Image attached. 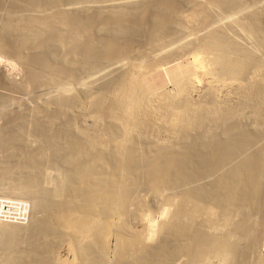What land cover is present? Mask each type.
<instances>
[{"label": "bare ground", "instance_id": "1", "mask_svg": "<svg viewBox=\"0 0 264 264\" xmlns=\"http://www.w3.org/2000/svg\"><path fill=\"white\" fill-rule=\"evenodd\" d=\"M64 0H0V53L2 54V53H6L7 55L9 54V56L10 55H12V56H14L15 57V59L17 58L19 61H21L22 63H24L25 64V67L27 66V82H28V85H29V83L32 85V84H34V86L36 87H44V89L45 90H47L45 87H47L48 89L53 85V87L54 88H57V86L55 85V84H58L61 88H62V90H60L58 93H55V92H52L53 91V89H50L49 90V94H50V97H51V95H53V97H54V99H53V101H46L47 102V104H45L44 106H42V107H40V108H38V109H35V110H32L31 109V115L30 116H35V118L37 117V116H42V115H39V113H43L44 114V118L46 117L47 118V120L49 121L50 120V122L52 121V119H54V120H56L57 118L56 117H58V116H56L55 118H53L55 115H58V114H60L59 115V117H60V120H62L64 117L66 118V116L68 115V116H72V117H75L76 118V120L74 119V118H72V117H67V118H69L70 119V121L72 122V120H73V123L75 122V123H77V115H79V114H73V111L75 110H73V111H71L70 110V113L71 114H73V115H75V116H73V115H70L69 113H68V109H69V107L71 106V109L72 108H75V107H72L73 106V104H71L73 101L75 102V103H77L78 102V100L77 101H75V98L76 97H78L79 96V94H77V93H75L76 91H74V93H73V90L75 89V88H73V90H71L72 88L70 87V86H72V85H74V84H70L72 81H73V79L75 78V80L77 79L78 80V78H80V80H81V77H82V79H83V81H85L86 79H88V78H83V77H85V76H87V74H89L90 72L92 73V72H96L100 67H102L100 64H102V63H104V62H102V61H105V59L106 58H109V59H106V61H110V58H112V56L115 54V55H119V54H121V53H118V52H124L125 53V51H126V53H125V55L126 54H129L130 52H131V50H129V45L130 44H132V41H130L131 43L130 44H128V48H127V50H126V44H125V46H124V44H122V41H123V43L127 40L128 42H129V39H133V38H135V39H137L139 36L141 37V35H142V33L143 32H146V30H144V28H146L147 27V25H145V27L144 28H142L143 26H144V24L143 23H140V21H139V18L141 17V15L142 14H147V16H149V13L150 14H154V12L153 11H151V6L153 7L154 5L153 4H151V6H150V11H148V10H146V9H140L141 7H139V6H136V7H134L135 8V10H128V9H126V7L125 8H123V6L121 7H117V6H119V5H117L116 3H112V5H111V3H110V5L109 4H107V6L105 5V4H103V5H80V6H76V8H73V9H64V10H60V9H58V10H56L55 11V13H54V11L53 12H49L48 10L50 9V8H52L53 6L55 7V6H57V5H59V4H61L62 2H63ZM79 2V3H84V2H86L87 0H75V2ZM89 1H93V0H89ZM128 1H130V3H131V1L132 0H128ZM128 1H125V3L127 2V3H129ZM134 1V5L135 4H137V1L136 0H133ZM139 1V0H138ZM141 1V0H140ZM139 1V2H140ZM146 1V0H145ZM144 0H142V2H145ZM149 1L150 0H148L147 2L149 3ZM153 2H154V0H152ZM173 1V0H172ZM175 1H177V0H174V2ZM179 1H182V3L180 2V5H182L184 2H183V0H178V2ZM197 1V0H196ZM201 1V0H200ZM205 1V0H204ZM250 1V0H249ZM252 1V0H251ZM250 1V2H251ZM254 1V0H253ZM253 1L251 2V4L253 5H248L247 3H248V0H211V1H209L208 3H207V1H205L206 3L205 4H203V2L201 1V3L203 4V7L201 8L200 6H201V3H200V6H197L196 4H194V2H195V0L194 1H192V3H193V5H195V6H197L196 8L197 9H195V7L194 6H192V4H188L189 6L188 7H190V6H192V8L190 7V9H189V11L192 9V10H194V11H190V17H192V19H195V21H196V23L198 24V22L199 21H201V19H203L204 21H202L203 23L206 21V22H208L207 20H211V19H213V17L211 16L212 15V13L213 12H215V11H220L221 10V13L219 12V14H221L222 15V17L223 16H225V17H223L222 18V20L223 19H225L227 16L226 15H224L225 13L226 14H228L229 13V18H226L227 19V23H226V20H223V23H224V21H225V24H223V23H220V20H218L216 23H213V22H215L216 21V19H215V17H214V19L213 20H215V21H211L210 22V20H209V22L208 23H200L199 22V25L201 24V26L202 25H204V27H205V29H204V27L203 28H201L200 26H198L199 27V29H197L198 30V32H200L201 34L203 33V32H201V29H203V31H204V33H203V35H201L200 36V33H199V36H197L198 37V39H197V37H196V35L195 34H198V33H195V32H197V30L194 32L192 29H191V31H189L188 33H190V32H192V34H194V35H190V36H192L193 38L192 39H190L191 37H189V36H187L186 35V37H189V41H188V45H190L189 47H186L187 46V41L185 40V48H184V52H185V49L186 48H188V50L189 49H191V47L194 49V45H196L198 48H196V51L200 48V49H202V51L201 50H199L200 52H198L197 54L198 55H195V56H193V58H194V60H196L195 62H196V64L197 63H199V64H201V62L203 63V65H204V62L206 61V59H207V62H209L210 60H214L215 62H216V65L214 66V69L212 68V69H209L208 67L210 66H207V67H205V69H208V71H206V72H210L211 73V71H209V70H212V72L214 71V70H216L215 69V67H217L218 68V71L219 72H221V73H219V74H222V73H225V74H229V75H233L234 76V78L237 76L238 77V79H239V77L240 76H243L242 78H244L246 81L248 80V79H250L252 76H253V78H255L256 76H254V74L251 76V75H249V77L250 78H247L248 76L247 75H245L246 73V71L248 70V69H251L252 67V70H254V68L255 67H259V66H264V2H262V3H260V0H259V2H257V0L256 1H254V4H253ZM261 1H264V0H261ZM73 2V1H72ZM88 2V1H87ZM136 2V3H135ZM152 2V3H153ZM157 2V3H156ZM160 4H159V3ZM169 2H171L170 0L169 1H164V3L162 2H160L159 0H155V3L156 4H158L159 6L158 7H155V6H157L155 3V6L153 7L154 9H157L158 8V10L159 11H161V12H164L163 14H165V10L167 9L168 10V8L169 9H171V10H175V13H177L176 11L177 10H179V9H181V6L180 5H178V4H170ZM174 2H172V3H174ZM178 2H176V3H178ZM187 2V1H186ZM189 2H191V0H189ZM249 2V3H250ZM256 2V3H255ZM133 3V2H132ZM151 3V2H150ZM149 3V4H150ZM188 3V2H187ZM260 3V4H259ZM78 4V3H77ZM114 4V5H113ZM116 4V5H115ZM199 4V3H198ZM72 5V4H71ZM127 5V4H126ZM184 6L186 5V3H184L183 4ZM204 5H205V7H204ZM166 6L168 7V8H166ZM187 6V5H186ZM57 7H60V6H57ZM56 7V8H57ZM64 7H66V6H64ZM139 7V8H138ZM199 7H200V11H197V10H199ZM69 8V7H68ZM122 8V9H121ZM143 8V7H142ZM187 7H185V9H186ZM63 9V8H62ZM125 9V10H124ZM138 9H140L139 11L141 12V13H137L136 12V10H138ZM149 9V8H148ZM153 9V10H154ZM184 10V9H183ZM187 10V9H186ZM133 11H134V14H133ZM144 11L146 12L147 11V13H144ZM156 11V10H155ZM159 11H157V12H159ZM173 11H170V10H168V12H170V14H173V13H171V12H173ZM180 11V10H179ZM179 11H178V13H179ZM196 11V13L194 14V12ZM41 12H44V13H41ZM47 12H49L48 14H46ZM137 14H136V13ZM143 12V13H142ZM149 12V13H148ZM153 12V13H152ZM160 12V13H161ZM181 12H182V15H183V12H185V11H182L181 10ZM181 12L179 13L180 15H181ZM187 12V11H186ZM167 13V12H166ZM178 13H177V15H178ZM192 13H193V15L196 17V14H197V17H199V15H200V20L197 22V20H198V18H194L193 16H192ZM224 13V14H223ZM141 14V15H140ZM159 14V13H158ZM156 15L155 16V14L154 15H152L153 17H151L150 16V19L151 18H153V23L150 21V19H149V17H148V21L150 22V25H151V27H150V25H148V30H149V27L150 28H152V24H154V20H155V29H156V27H158L159 29H160V31H161V33L159 32V29L158 30H156L155 31V29H154V31L155 32H151V33H149V40H150V37L152 38V40L153 39H155L156 37L158 38L161 34H162V37H164L165 39H166V36H169L170 34H168V35H166L168 32L167 31H169L170 30V28H169V30H168V26L170 25V26H172L171 24H177L176 26L180 29V31H178V32H183V30L184 31H186V32H184V33H187V31L193 26L191 23V25L192 26H190V25H188L187 24V22L186 21H189L190 22V20L189 19H187L188 18V16H187V18L186 19H184L183 17H185V16H180V15H178V16H176L175 14H173L174 16H176V18H172L171 16L169 17L168 15H170V14H165V15H162V13L161 14H159V15ZM188 14H189V12H188ZM214 14V13H213ZM136 15L137 16H139V18L138 17H136ZM143 15V16H144ZM172 15V16H173ZM187 15V14H186ZM231 15V16H230ZM146 16V15H145ZM146 16V17H147ZM155 16V17H154ZM215 16H218V14L217 15H215ZM146 17H142L144 20H147V19H145ZM209 17H212V18H209ZM138 18V19H137ZM142 18H141V20H142ZM155 18V19H154ZM179 18V19H178ZM216 18H219V16L218 17H216ZM173 19H175V21L173 20ZM197 19V20H196ZM222 20H221V22H222ZM195 21L193 20V21H191L192 23H195ZM149 22H147V23H149ZM169 22H171V24L169 23ZM188 22V23H189ZM152 23V24H151ZM218 23H220V24H218ZM141 24H143V25H141ZM197 24H194V25H196L197 26ZM206 24H208V25H206ZM223 24V25H222ZM175 25L172 27V31H169V32H172L173 33V31H177V29H175L174 27H176ZM188 26H190L189 28H188ZM207 27H209V28H207ZM173 28H174V30H173ZM201 28V29H200ZM207 28V29H206ZM195 29V28H194ZM229 29H232L233 30V32H232V30H229ZM151 30V29H150ZM153 30V29H152ZM167 30V31H166ZM200 30V31H199ZM107 31H109V32H112V34H110L111 35V37H112V35H113V39L112 40H110V41H107V37H106V39L105 40H103V39H101V37L102 36H105L104 34H106V32ZM158 31V32H157ZM230 31V32H229ZM148 32V31H147ZM156 32L157 33H159V36H157L156 35V37L155 38H153L154 36H152V33H154V34H156ZM163 32L164 33H166L165 35L163 34ZM177 32V33H178ZM232 32V33H231ZM104 33V34H103ZM172 33H171V35H172ZM187 33V34H188ZM108 34V33H107ZM175 34V33H174ZM179 34V33H178ZM101 35V36H100ZM110 35H108V37L110 36ZM136 35H139L138 37H134V36H136ZM143 35H145L144 33H143ZM170 35V36H171ZM177 35V34H176ZM189 35V34H188ZM107 36V35H106ZM246 36H248L249 38H248V42H251V43H253L254 41H252V39L254 38V39H256L255 41L256 42H254V45L257 43V45L255 46V47H252L250 44H249V47H247V43L245 42L244 43V40H246L247 41V38L246 39H244V40H240V39H243V38H245ZM183 37V36H182ZM186 37H184V39L186 38ZM196 37V38H195ZM240 37H242V38H240ZM252 39H251V38ZM103 38V37H102ZM110 38V37H109ZM144 38H145V36H144ZM178 38H179V36H178ZM177 38V39H178ZM126 39V40H125ZM139 39V38H138ZM138 39L136 40V41H138ZM160 40L161 39H163V38H159ZM173 39V38H172ZM175 39V38H174ZM149 40H147L146 39V42H152V41H149ZM155 40H157V39H155ZM160 40H158V43H160L159 41ZM169 40V39H168ZM168 40H166V41H168ZM176 40V39H175ZM181 40V39H180ZM182 40H183V38H182ZM134 41V40H133ZM163 41V40H162ZM128 42H126V43H128ZM140 42V41H139ZM153 42H155V41H153ZM152 42V44H158V43H153ZM170 42V41H169ZM180 42H182V41H180ZM243 42V43H242ZM167 43V42H166ZM163 44V43H162ZM245 44H247L246 46H245ZM179 45V44H178ZM177 45V46H178ZM181 45V44H180ZM253 45V46H254ZM124 46V47H123ZM158 46H159V44H158ZM161 46V45H160ZM182 46V45H181ZM250 46H251V48H250ZM157 47V46H156ZM172 47H174L175 48V46H172ZM180 46H178V47H176V50H177V48H179ZM158 48V47H157ZM182 49H183V47H181ZM125 49V50H124ZM172 50H173V48H171ZM180 49V48H179ZM178 49V51L180 52V50ZM192 49V50H193ZM168 50V49H167ZM175 50V49H174ZM171 51L170 53L172 54V52H175V51ZM203 50L205 51V52H208V53H211V54H214V55H211L212 56V59L210 58V55L208 54H205V52H204V56L205 55H207L208 57H209V61H208V58L206 57V59H205V57L204 56H201L202 54H200V53H202L203 52ZM127 51H129V52H127ZM189 51H191V50H189ZM193 52H195V50H193ZM165 53V52H164ZM176 53H177V51H176ZM196 53V52H195ZM0 54V55H1ZM75 54L76 55H78V56H76V57H74L75 56ZM193 54V53H192ZM115 55H114V58H116L115 57ZM124 54H122V55H120V57L121 56H125ZM131 55V54H130ZM138 55L140 56L141 55V53H138ZM143 55V54H142ZM169 53H168V56L167 55H165V56H163V59H165V60H167L168 61V59H166L167 57L169 58ZM138 56V57H139ZM173 55H171V57H172ZM11 57V56H10ZM119 57V56H118ZM134 57V56H133ZM144 57H146L145 55H144ZM165 57V58H164ZM203 57H204V59H203ZM102 58V59H101ZM103 58H105L104 60H103ZM121 58H123V57H121ZM121 58H116V59H121ZM128 58V57H127ZM139 58H141V59H139L138 61H140V60H143V57L142 56H140ZM113 59V58H112ZM111 59V60H112ZM124 59H126V58H124ZM159 60H160V57L158 58ZM163 59H161V60H163ZM171 59V58H170ZM201 59H202V61H201ZM212 60V61H213ZM137 61V62H138ZM212 61H210V62H212ZM141 62V61H140ZM140 62H138V63H140ZM144 62V61H143ZM155 62V61H154ZM100 63V64H99ZM109 62H107V64H108ZM111 63V62H110ZM109 63V64H110ZM142 63V62H141ZM146 64V63H145ZM143 65V64H139L140 66H142L143 65V68L145 69L146 67H144V66H148V64H146V65ZM155 64H156V62H155ZM155 64L153 63V65L155 66ZM159 64V63H158ZM206 64V63H205ZM212 64V63H211ZM103 65V67L104 66H106V62L104 63V64H102ZM136 65H138L137 63H136ZM152 65V64H151ZM203 65H200V66H203ZM206 65H208V63L206 64ZM132 66V65H131ZM156 66H157V64H156ZM197 66L199 67V65L197 64ZM205 66V65H204ZM133 67V66H132ZM148 67H150V65L148 66ZM151 68V67H150ZM262 68V67H261ZM260 68V69H261ZM201 69V68H200ZM205 69H202V70H204L205 71ZM57 71V72H59L58 74L57 73H55V75H57V76H55L53 73H54V71ZM140 70V69H139ZM142 70V69H141ZM147 70V69H146ZM145 70V71H146ZM252 70H250V71H252ZM255 70H256V68H255ZM258 70V69H257ZM262 70V69H261ZM264 70V69H263ZM262 70V71H263ZM55 71V72H56ZM90 71V72H89ZM134 71H135V69H134ZM88 72V73H87ZM136 72V71H135ZM260 72V71H259ZM259 72H255L254 71V73H259ZM137 73V72H136ZM248 73V72H247ZM250 73V72H249ZM261 73V72H260ZM264 73V72H263ZM59 74H63V76L65 75V77H67V85L68 84H70V86H67L66 88H70V89H64V87L66 86V84H64V82H63V79H62V81L60 80L59 81V79H60V77H59ZM84 74V75H83ZM86 74V75H85ZM101 74V73H100ZM135 74V73H134ZM214 75L216 74V73H213ZM212 74V75H213ZM225 74H222V75H224L223 77H227V75H225ZM251 74H252V72H251ZM262 74V73H261ZM217 75V74H216ZM215 75V76H216ZM221 75V76H222ZM244 75H245V77H244ZM259 76V75H258ZM257 76V77H258ZM261 76V75H260ZM57 79H56V78ZM61 77H62V75H61ZM90 77V76H89ZM124 77H126V78H121V80H123L121 83L119 82V80H118V82L122 85V86H119V87H121L120 89H118V90H120L121 92H122V94H123V99H121L122 98V94H120L121 92L120 91H118V92H120V93H118V92H116V95L115 96H117L116 98L118 99V97L121 95V97H119V99H121L122 101H123V103H122V105H123V107H124V110H123V116H121V119L120 120H122L123 119V117H125L126 118V120L127 121H129L128 123H129V125L127 124V123H125L126 121H125V118L122 120L123 121V125L124 124H126L127 125V127H125V125H124V127L127 129L128 127H129V132H131L132 130H134V129H136V130H134L135 131V133L139 130H141V129H143V126L141 125V123H143L145 126H146V124H147V126L148 125H150L151 123H150V121L151 120H149V119H152V124L154 125L155 124V126L156 125H162V124H159V120L160 119H163V118H165L167 115H169V112H168V114L166 115V114H162L163 113V111H158V110H160L161 108H160V106H161V103L162 102H164V101H159V102H156V103H154V105H156V104H160V106H158L159 108L158 109H156L158 112H156L157 114H158V117H157V115L156 114H154L153 115V112H151V111H153L154 109H152L151 111L150 110H148V109H151V108H153V106L150 108L149 107V105H151L150 104V102H149V105L148 104H146L147 102V100H144V98H143V96L141 95L140 96V88H139V83H138V80L136 79L137 77H136V75L134 76V75H132V74H129L128 73V75H126V76H124ZM136 77V78H135ZM214 77V76H213ZM217 77V76H216ZM215 77V78H216ZM223 77H221V78H223ZM230 77H232V76H230ZM236 77V78H237ZM69 78H72V81L71 82H69L68 83V80L70 81L71 79H69ZM120 78V77H119ZM212 78V77H211ZM214 78V79H215ZM219 78V77H218ZM236 78H235V81H236ZM242 78L240 79L241 81H242ZM263 78V77H262ZM4 79V78H3ZM64 79H66V78H64ZM85 79V80H84ZM90 79V78H89ZM228 79H230V78H228ZM232 80H233V78H231ZM230 79V80H231ZM237 79V80H238ZM243 79V81H245ZM256 79V78H255ZM258 80H260L261 79V77H259V78H257ZM264 79V78H263ZM262 79V81L261 82H256L257 83V85H255L256 83H254V84H252V82L254 81L253 79V81L250 83L249 81H247V82H249L248 83V85L246 86V85H243L241 82H240V87H241V84L243 85L241 88L246 92V93H251L252 92V89H254V85L255 86H257V87H259L260 88V86L262 87V85H264V83H262L264 80ZM91 80V79H90ZM120 80V81H121ZM187 80V79H186ZM185 79L184 80H180V82H179V80L178 81H176L177 82V85H178V83H179V89H180V91H181V93H182V91L183 92H185L184 91V86L183 85H186L187 84V86H188V82L186 81ZM190 80V79H189ZM218 80V79H217ZM221 80V79H220ZM223 80V79H222ZM227 80V79H226ZM184 81H185V83L186 84H184ZM229 81V80H228ZM234 81V80H233ZM251 81V80H250ZM74 82V81H73ZM72 82V83H73ZM230 82V81H229ZM2 83H3V81H2ZM9 83V82H8ZM24 83V82H23ZM98 83V82H97ZM116 83V82H115ZM118 83V84H119ZM239 83V81L237 82V84ZM246 83V82H245ZM7 84V83H6ZM225 84V83H224ZM236 84V83H235ZM4 85V84H3ZM8 85V84H7ZM25 85V84H24ZM28 85H27V88H28ZM85 84H83V86H84ZM93 85V84H92ZM117 85V84H116ZM10 86V85H9ZM12 86V85H11ZM30 86V85H29ZM91 86V85H90ZM239 86H238V88H239ZM32 88H33V86H31ZM36 87V88H37ZM74 87H75V85H74ZM85 87H87V86H85ZM85 87H82L81 88V86L79 87H77L76 86V88L77 89H80L81 88V90H84L85 89ZM119 87H117V88H119ZM257 87H255V89H254V91L256 90V88ZM38 88V89H39ZM52 88V87H51ZM60 88V89H61ZM88 88H90V87H88ZM108 88V87H107ZM116 88V87H115ZM177 88V89H178ZM264 88V87H263ZM41 90H42V88H40ZM39 89V90H40ZM43 89V90H44ZM59 89V88H58ZM87 89V88H86ZM85 89V90H86ZM114 89V88H113ZM213 89V88H212ZM258 89V88H257ZM14 90V89H13ZM28 90V89H27ZM34 90V89H33ZM36 90V89H35ZM52 90V91H51ZM84 90V91H85ZM89 90V89H88ZM88 90H86L87 92H88ZM109 90V89H108ZM188 90V89H187ZM186 90V91H187ZM259 90V89H258ZM56 92H57V90H55ZM69 91H71L72 93H73V95L75 94H77L76 95V97H75V95L74 96H72V93H69ZM114 92H115V89L113 90ZM112 91V92H113ZM117 91V90H116ZM213 91H214V89H213ZM241 91V90H240ZM244 91H242V92H244ZM252 92V94L253 93H255V92ZM262 91V90H261ZM260 91V92H261ZM264 91V90H263ZM23 92V91H22ZM47 92V94H48V91H46ZM80 91H78V93H79ZM260 92H257V94L258 93H260ZM111 93V92H110ZM120 94L119 96H118V94ZM143 93V92H142ZM141 93V94H142ZM179 93V92H178ZM177 93V94H178ZM186 93V92H185ZM185 93H182L183 95H181L180 96V93L178 94V96H177V98H180L181 99V97L182 96H184V94ZM35 94V93H34ZM177 94H175V95H177ZM241 94V93H240ZM251 94V95H252ZM59 95H60V97H59ZM80 95H82V94H80ZM111 95V94H110ZM144 95V94H143ZM187 95V94H186ZM249 95V94H248ZM45 96H46V94H45ZM98 96H100V95H98ZM97 96V97H98ZM104 96V97H103ZM115 96H113L114 97V100L113 101H115L116 102V104L119 102V100H115L116 98H115ZM144 96H146V95H144ZM164 96V95H163ZM174 96V95H173ZM173 96H170L171 97V99H172V97ZM211 96H213L212 94H211ZM210 96V97H211ZM244 96H245V94H244ZM254 96V95H253ZM56 97H58V98H56ZM82 97V96H81ZM105 95H101V99H98L99 100V102H100V104H99V106H101V105H103L102 107H101V109H103V107H104V111L103 112H106V113H104V114H106V116H108V118L110 119V117L114 120V119H118V115H121L120 114V112L117 110V109H119L120 111H122V105H121V107H120V105H119V107L117 106V109L115 108L116 107V105L115 106H112V105H114L115 103H113V102H111V106L110 107H112L113 109H114V111H113V109H112V112L111 111H109L108 112V110L107 109H110L109 107H107V106H109V104H110V102H109V104L106 106V108H105V103L107 104V102H105L106 100H105ZM167 97H169V96H167ZM166 97V98H167ZM188 97V96H187ZM187 97H186V101L188 100L187 99ZM45 98V97H44ZM143 98V99H142ZM163 98V97H162ZM176 97H173V100L175 99ZM176 98V99H177ZM184 98V97H183ZM246 98H248V97H246ZM252 98V97H251ZM78 99V98H77ZM80 99V98H79ZM107 99V98H106ZM110 99V98H109ZM108 99V100H109ZM113 99V98H112ZM156 99V98H155ZM159 99V98H158ZM164 99H165V97H164ZM163 99V100H164ZM170 99V98H169ZM171 99H170V101H168V104L167 103H165L166 104V107L167 106H170V115H171V118L172 119H174V117H175V119H178V120H181V121H179V122H182V121H184V120H186V119H183V118H187V120H195L193 117L194 116H196V115H194L193 116V113L195 114V112L193 111V110H191L192 109V107L190 108V106L193 104H190L189 103V108H188V110L190 111H188L187 110V106H188V103H187V105H185L186 103H184V101L183 100H181V101H183L182 102V104H183V108H185L184 106H186V108H185V110L186 111H188L189 113H192V115L191 114H189L188 112H186L185 110H183V108L181 107L180 109H177V108H179L180 106H179V99H178V102H177V100L175 99V101H171ZM212 99V98H211ZM214 99V98H213ZM243 99V98H242ZM3 100H5V97H0V103L3 101ZM160 100H162L161 98H160ZM166 101L168 100V98L167 99H165ZM6 102L8 101L9 102V100H5ZM5 101H3L2 103H4ZM80 101H81V99H80ZM110 101H112L111 99H110ZM141 101H143V102H141ZM152 101V100H151ZM165 101V102H166ZM180 101V102H181ZM253 101V100H252ZM5 102V103H6ZM51 102H53L52 104H54L55 105V108H54V110H52V108H51V106H54V105H52L51 104ZM73 102V103H74ZM96 102V101H95ZM95 102H93V104H95ZM140 102L141 103H143V104H145V105H148V106H145L147 109H146V111L144 110L145 109V107H144V109L142 108L144 105H140ZM145 102V103H144ZM155 102V101H154ZM176 102L178 103V105H176ZM188 102V101H187ZM248 102H249V100H248ZM1 103V104H2ZM4 103V104H5ZM81 103V102H80ZM79 102L77 103V104H80ZM104 103V104H103ZM113 103V104H112ZM152 103V102H151ZM50 104V105H49ZM120 104H121V101H120ZM158 104V105H159ZM163 104V103H162ZM165 104H163V107H162V109L161 110H163L164 109V107H165ZM182 104L180 103V105L182 106ZM233 104V103H232ZM256 104V103H255ZM6 105V104H5ZM82 105V104H81ZM97 105V104H96ZM216 105V104H215ZM79 106V105H78ZM77 106V107H78ZM176 106H178V107H176ZM213 106V105H212ZM39 107V106H38ZM77 107H76V109H77ZM80 107V106H79ZM98 107V106H97ZM165 107V111H166V109L167 110H169L168 108H166ZM194 107L195 108H197L195 105H194ZM199 107V106H198ZM210 107V106H209ZM68 108V109H67ZM81 108V107H80ZM100 108V107H99ZM120 108H122V109H120ZM157 108V107H156ZM171 108H172V114H171ZM178 110V112L179 113H177V110ZM243 108V107H242ZM117 110V112H119V114L116 116L115 115V117H114V113L116 114V110ZM176 110V112H175V110ZM181 109L183 110V112L185 111L186 113H188L189 114V116H188V114H186L185 115V113H184V115H183V113H181L180 111H181ZM100 110V109H99ZM196 110V109H195ZM67 111V112H66ZM98 111V110H97ZM97 111H95L96 113H97V115H95L96 113L94 112V114H90V116H92V115H94V116H98L99 117V119L102 121V123L104 122V120H106L107 119V117H106V119H104V115L102 116V114L103 113H99V112H97ZM19 112V111H18ZM23 112V111H22ZM14 113V114H11L10 116H9V119H8V124H6V126L8 127V129L10 128V129H14V127L16 126V127H19V126H17V124H20V123H27L28 124V117L30 118V116H28L27 114H25V113ZM80 112V111H79ZM107 112L109 113V115H107ZM141 112H145V117H146V119H144V117H143V119L144 120H146L145 121V123L144 122H140V120H141V118H142V113ZM174 112H175V114H174ZM201 112V111H200ZM233 112V111H232ZM28 113V112H27ZM67 113V114H66ZM110 113L113 115H111L110 116ZM141 113V114H140ZM154 113H155V110H154ZM161 113V114H160ZM198 113V111L196 112V114ZM205 113V112H204ZM222 113V112H221ZM30 114V113H29ZM65 114H66V116H65ZM159 114L161 115V117L159 116ZM174 114V116H172ZM198 114H201V113H198ZM197 114V115H198ZM6 115V114H5ZM27 115V116H26ZM61 115H62V117H61ZM63 115H64V117H63ZM89 115V114H88ZM88 115L86 116V115H84V116H86V118H88L86 121H88L89 119V122L90 121H92V118H95L94 116H92V118L90 117H88ZM125 115V116H124ZM162 115H166L165 117H163ZM169 115V116H170ZM191 115V116H190ZM204 115V114H203ZM218 115V114H217ZM224 115V114H223ZM7 116V117H8ZM81 116H83V115H81ZM81 116L79 117V119L81 118ZM82 117L83 119L82 120H79L80 122L81 121H83L84 119H86L85 117ZM153 116H155L154 118H153ZM168 116V117H169ZM186 116V117H185ZM206 116V115H205ZM211 116V115H210ZM215 116V115H214ZM219 116V115H218ZM217 116V118H219ZM229 116V115H228ZM233 116V115H232ZM232 116H231V118H232ZM40 117H38V118H40ZM48 117H50V118H48ZM103 117V118H102ZM114 117V118H113ZM157 117V119H159V120H156L155 118ZM168 117H166V118H168ZM200 117L202 118V120L200 121V122H202L203 120H204V116L202 117V115H200ZM34 118V119H35ZM120 118V117H119ZM195 118H199V116L197 117H195ZM236 118V117H235ZM32 119V117L29 119V120H31ZM37 119V118H36ZM36 119L35 120H33L32 119V122L33 123H37V121H36ZM41 119V120H40ZM39 119V121L41 122L42 121V118H40ZM69 119H65L66 120V124L68 123V125H69V123L70 122H68V120ZM96 119V118H95ZM94 119V122H92V123H94V125H93V127L95 126V128H97V124H99L98 125V130H99V126L102 128L103 126H105V124L104 123H106V122H104L102 125L103 126H101L100 124H101V121L99 120V119H97V120H99L100 122L98 123V121L97 120H95ZM104 119V120H103ZM109 119H107L109 122H112L111 120H109ZM140 119V120H139ZM149 120V122H148V120ZM169 120H170V118H168ZM171 119V120H172ZM174 119V120H175ZM214 119H216V118H214ZM213 119V120H214ZM229 119V118H228ZM238 119V118H237ZM236 119V120H237ZM53 120V121H54ZM60 120L58 119V120H56V123L57 124H59L57 121H59L60 122ZM65 120H62V121H64V122H62V123H60L59 124V126L61 127V125H63V126H65L64 124H65ZM143 120V121H144ZM158 122H156V121ZM170 120V121H171ZM178 120H175L174 122L175 123H177L176 121H178ZM218 120V119H217ZM222 120V119H221ZM224 121H225V118L223 119ZM222 120V121H223ZM230 120V119H229ZM228 120V121H229ZM234 120V119H233ZM239 120H240V118H239ZM27 121V122H26ZM34 121H36V122H34ZM52 121V122H53ZM95 121H96V123H95ZM108 121H107V125L106 126H109V125H113L114 123L116 124V122L118 121V120H114L112 123H108ZM122 121H121V123L120 122H118V123H120L121 125H122ZM154 121L157 123H154ZM163 121H165V120H163ZM173 121V120H172ZM198 121L199 120H196V123H198ZM206 121V120H205ZM216 121V120H215ZM220 121V120H219ZM242 121V120H241ZM240 121V122H241ZM29 122H31V121H29ZM42 122H44V121H42ZM46 122V123H45ZM44 123L47 125V127H45L46 125L44 124V127H43V129H41V130H44V128L48 131V130H51L50 129V126H51V124L49 123V122H47V121H45ZM84 122V121H83ZM160 122H162V120H160ZM174 122H173V124H174ZM185 122V124L186 125H188L189 123H186V121H184ZM189 122V121H188ZM204 122V121H203ZM202 122V123H203ZM232 122H235V121H232ZM237 122H239V121H237ZM244 122V121H243ZM254 122H256V121H254ZM49 123V124H48ZM55 123V124H56ZM82 123V122H81ZM91 123V124H92ZM164 123H166V122H164ZM164 123H163V126H164ZM191 123L193 124H195V122L193 121H190V125H191ZM201 123V124H202ZM229 123H231V121L229 122ZM228 123V125H227V128L229 127V130H228V132H226L227 131V128L226 129H224L225 130V132L227 133H225L226 135H224V134H222V135H219V136H227L226 138L225 137H223V138H225V139H223V141H221V140H214V139H211L212 137H207V138H210V139H207L206 138V135H205V137H204V134H205V131L204 132H202V131H197V134L198 133H200L199 135L201 136H199L200 138H202V139H197V134H195L194 136H193V133L195 132L194 130H193V132L192 133H190V132H188V133H190V135L186 132L187 130H190L189 128H188V126L186 127L185 125H183L184 123H182L181 125L183 126V128H181L182 126L181 125H179V126H181V127H179L178 128V126H176L177 128V131L176 132H178L179 130H181V129H183V133H184V131L186 132V134H188L187 135V137H184L185 139L184 140H186L187 138L188 139H190V138H192V136L193 137H195L196 136V138L194 139V138H192V139H190L189 141L188 140H186L185 142H181V143H184V144H182L181 145V143H180V145H181V147L183 146L184 147V149H183V151H182V148H180V146L178 147L177 145H179V144H176V143H179L180 142V140L182 141L183 139H180L181 138V136H183V135H180L179 136V141H176L173 137V139L175 140V142L173 143L172 142V146L174 145V147H173V150L174 149H176L177 148V151L179 152L180 150L178 149V148H180L181 149V152H180V154L178 155V154H176V152L175 153H173V152H170L171 150H172V148H171V150H170V147H172V146H170V141L168 142V143H166V142H163V143H165V145L166 146H163L162 144H161V147H162V149H163V147H166L167 148V144H169V149H167V151L165 150L166 148H164V150H162L163 151V155L162 154H160V152L159 151H161L160 150V148L161 147H157V148H159V151H158V149H157V151H156V147L154 148L155 149V151L154 150H152V152H153V154L154 153H157V154H160V157L162 156V162L163 163H161V161H159V160H161L160 159V157L157 155V154H155V156L157 157V158H159V160H157V158L155 157L154 159H152V161H154V162H156V160L158 161V162H156V165H154L153 166V164H151V159H149L150 157L149 156H151V158H153L154 156H152L153 154L151 153V146L152 145H156V146H158L160 143L159 142H157V140L159 141V139L157 138V140L155 141H153L152 139H154V138H152L151 139V137H150V132L149 133H146V132H144V135L142 134V136H140L141 135V133H136L135 135H137V134H139V139L141 138V139H143V137L145 136V135H149V139L150 140H148V138H146L147 136H145L144 138L145 139H147V141H149V142H154L155 144H152V145H150V147H149V145H148V148H147V146H146V149H144L145 150V153H143L144 151L142 150V149H137L136 148V146H135V148L136 149H133L132 150V148H134V147H130L131 149V151L129 152L128 151V146H131V144H129L130 142H131V140H132V138L134 137V139H133V141H134V143H135V141L136 142H138L139 143V141H138V138H137V140L135 139L137 136H133L131 133H129V135H127V137H125L126 139H122L121 138V140H123V143L125 144V142L127 141H129V139H130V142L128 143V146L127 145H124L125 146V148H123V150H125V151H123V152H121L120 153V151H122V141L121 142H119L120 144V146H118L117 147V145H118V143H117V145L115 146V147H113L112 146V148H113V150H114V148H117L116 150H114L115 151V153L117 154L118 153V156H119V158L120 157H123V161H125V162H123V163H121V164H125L124 165V167L123 168H121V166H120V168H121V170H119L120 172H119V174L121 173V174H124V175H122V176H124L123 178L125 179V174H127L126 176L127 177H129V178H127L126 177V179H132V177L131 176H133V174H135V173H132L131 171H133V169L135 170L137 167H139L140 166V164H141V167H139V169H143V171H144V169L145 168H143L142 167V165H143V163H145L146 164V159H147V161H150V163H149V165L152 167L153 166V168H148L147 166H148V164H144L145 165V167H146V169H147V171H152V176L150 175H148V173L147 172H145V173H147V176H148V178L150 179L151 177H154V179H153V184L152 185H154L153 186V189H155L156 190V192L153 190V189H151L150 188V190H148V191H150L151 192V190H152V192H155L156 193V195L158 196V194H157V192L162 196L163 195V193L165 192V195L166 196H168L167 198L169 199V201L167 200V202H169L168 203V205L166 204V202H164L163 200H166V198H164L163 196L161 197L160 195L157 197V196H155L157 199L156 200H154L155 202H159V201H161L160 200V198L161 199H163L162 201L164 202L163 204H164V206L166 205L167 207H165L164 208V206H163V211H162V215L161 216H165V215H167V214H169V210H170V207H169V205L170 206H175L176 204L178 205V202H179V205L176 207V211L174 210V215H173V218H177V220L176 219H174V220H176V221H178V219L179 220H181V218H183L182 219V221L183 220H187L186 219V217L187 218H189V217H191V216H193V217H191L193 220H195V221H192V219L191 218H189L187 221H188V223H187V221L185 222H182V223H185V224H183V225H186L185 227L182 225V224H180L183 228L181 229L180 227H179V229H180V231L178 230V229H176L175 227L174 228H171V226L170 225H168V223H167V225L165 224V226H166V228H167V230H168V228H170L172 231L171 232H173V229H176V231L178 230L179 232H181V233H176V231H175V233L171 236L170 235V233H169V235L171 236V238L170 239H173L174 238V235H175V238H176V236H177V238L175 239L174 238V240H172V242L174 241L175 243L174 244H172V243H170L171 242V240H169V243L168 242H163V243H161V246H157V250L155 249V250H148V248H150L151 246H147L146 244H147V242L146 241H151L152 239H154V237L156 238V236L159 234V233H161L162 231H164L163 230V228H164V223H163V226L160 224V223H157L156 221H155V219H152V217H150V215H148V217L146 216V214H145V216H146V218H147V220H146V218H145V216H144V220H145V222L147 221V223H146V226H147V228H146V230H147V233H146V231H145V233L143 232V235L144 234H146V235H142L141 237L139 236L138 237V235L136 236H132V238H131V240H129V239H127V237H126V239H125V237L122 235V236H120V239H119V237H117L119 240H120V242H119V244L120 245H118L119 246V248H120V250H119V260H121L120 262L119 261H117V263L119 262V264L120 263H122V264H127V262L129 263V264H132V263H130V261H131V259L133 260V257H136L135 258V260H133V261H131V262H133V264H149V262L152 264V260H155L156 261V259L158 258V259H160L161 260V262H162V264H169L168 262H170L171 260V257H172V260L174 259H177V258H173V256L175 257V256H177L178 254H184V255H186L187 254V252H192V250H193V247L195 246L196 247V249L195 250H193V253L195 252L196 253V251H197V245L201 242V243H203L204 242V238H205V240H207V239H210V238H212L213 239V237H212V232H210L209 234H210V236L208 235V231L210 230L211 231V228H212V225H213V223H217V228L220 230H216V231H219V233H222V231L223 230H221L222 228H219V227H221V222H223L222 221V219H223V217H222V219L221 218H219V217H221V216H219L218 218H219V220H221V221H219V220H217V218L216 217H211V218H215V220H217V221H215L214 222V219L213 220H211V218H210V216H213L215 213L214 212H212L213 211V209H211V207H213V205H214V207H215V202H217V205H218V202H219V204H222V205H219L220 207H222V208H224V206L226 207V205H227V208L229 207V209L231 208V206L233 207H235L234 208V211L235 212H237L238 213V211H240L239 212V214L241 213V211L243 212L244 210L243 209H248V208H250V207H245V206H243L244 208L242 209V207H240L239 209H238V205L239 206H242V205H244L242 202H243V200H242V198H239L240 199V203H239V200H237L236 198V196H238V193H240L239 194V196H242L241 194H244V195H246V194H249V195H251V194H254V195H256L257 194V192H258V189H260L259 188V185L261 184V181H262V179L264 178V172L262 173V176H263V178L261 177V172L263 171H260L261 170V166L260 165H264V163H262L261 161L262 160H264V152L262 153V155H263V157H260V161L258 160L257 161V159H255V155L256 154H258L257 152H255L254 153V151L256 150L257 151V149H255V146L256 145H258V143L262 140V138L263 137H261V135H263V134H261V135H259L260 133H258V136L260 137V140H257L258 139V137H256V136H254V135H252V134H250L248 131L249 130H243L242 128H240L241 126H239L240 125V123H238L237 125L239 126L238 128H236V127H231L230 128V126L232 125V123H231V125ZM236 123V122H235ZM235 123H233V125L232 126H234L235 125ZM27 124H25V125H27ZM30 124V123H29ZM28 124V126H20V127H22V134H21V136L20 135H18V137L17 136H10L11 138L9 139V140H6V139H4V138H2L1 139V136H0V139L2 140V143H3V141L5 140V142L3 143V144H5V143H7L6 141H10L13 137H17L16 138V141L17 142H19V140H20V144H22L23 143V141L21 142V137L24 139V142H25V140H27L28 142H30V140L31 139H33L34 140V138H28V135H29V133L30 132H32L33 133V129H29L30 128V125ZM37 124H41V123H37ZM72 124V123H71ZM88 124H90V123H88ZM88 124H86V125H88ZM96 124V125H95ZM132 124H134L133 125V127L135 126V127H137V128H132ZM173 124L170 126V127H173ZM178 124V123H177ZM177 124H174V125H177ZM180 124V123H179ZM191 125L190 127H192V126H195V125ZM224 125H225V123H223ZM242 124V123H241ZM31 125H32V123H31ZM42 125V124H41ZM49 125V126H48ZM67 125V126H68ZM76 125V124H75ZM75 125L73 124V126H71V125H69V126H71L74 130V132H75ZM78 125H80V124H78L77 123V129H79L78 130V132L77 133H74L73 131H71L70 130V128L71 127H69V131H68V127H63V129L65 130V128H67L66 129V131L67 132H69V134H71L72 135V132L76 135V134H78V133H80V132H82L83 130H85V129H88V128H86L85 127V125H84V128H82L81 127V129H83L82 131H81V129H80V126L82 125H80V126H78ZM152 125V128L154 127ZM166 125V124H165ZM197 125V124H196ZM4 126V125H3ZM32 126H34L35 127V125H32ZM43 126V125H42ZM52 126H57V125H52ZM91 126V125H90ZM90 126H88V127H90ZM105 126V127H106ZM115 126V125H114ZM140 126V127H139ZM146 126V127H147ZM162 126V127H163ZM201 126V125H200ZM200 126L198 125V127L200 128ZM216 126V125H215ZM226 126V125H225ZM236 126V125H235ZM246 126V125H245ZM244 125H243V128L245 127ZM248 126H249V129H250V125L248 124ZM248 126H246V127H248ZM259 126V125H258ZM27 127V128H26ZM29 127V128H28ZM37 127H39V128H41L39 125L37 126ZM37 127H35L34 128V133L32 134V135H36L37 133H39V134H41V132H39L40 130H36V129H38ZM58 127V126H57ZM60 127H58V128H60ZM92 127V128H93ZM105 127H103L102 129H104ZM110 128L112 127V126H109ZM116 129L117 130H120V129H123V126H120V127H122V128H120V127H118L117 128V124H116ZM114 127V128H115ZM145 127V129H147ZM150 127V126H149ZM148 127V128H149ZM168 127V126H167ZM3 128V127H2ZM23 128H25L24 130H23ZM32 128V127H31ZM58 128H56L57 130H59ZM71 128V129H72ZM91 128V127H90ZM88 129V131L87 130H85L84 131V133L82 132V134H85V133H87V132H89V130H91V129ZM114 128H112V129H114ZM131 128H132V130H131ZM140 128V129H139ZM158 128H160L159 126H158ZM164 128V127H163ZM195 128V127H194ZM194 128H192V129H194ZM199 128L198 129H196V130H199ZM214 128V127H213ZM220 128V127H219ZM236 128V129H235ZM254 128V127H253ZM253 128H251V129H253ZM259 128V127H258ZM8 129H5V127H4V131H3V129H2V131L4 132V133H7V134H9L8 132H10V129H9V131L7 132V130ZM18 129L19 128H15V130L14 131H17L18 132ZM52 129H53V127H52ZM62 128H60V130H61ZM108 128L106 127L105 128V130H102L104 133H101V130H99L98 132L100 133V134H98L97 133V130L96 129H94V130H96V132L94 133V131H93V133H94V135H93V133L90 135V134H88L89 135V137L91 136V137H93V138H91L90 137V139L91 140H93V139H96V137H99V142L97 141V139L96 140H93L94 142L95 141H97V143H94L93 141H91V140H86V138H85V140L86 141H89L88 143H90V144H88V148L90 149V151H91V153L92 154H89L90 156H88V152H89V150H88V152H86L87 150V147H86V145H85V143H84V145H85V147H86V149H83L82 151H80V153H78L79 152V150H81L80 148H83V147H80L79 145H80V143H81V141H85V140H78L77 138H75V139H77L79 142H77V144H79V145H76V143H75V141L76 140H74L73 142L74 143H72V140H71V143L72 144H74V145H72L71 143H70V140L68 139V138H66V136L68 135L67 133V135H65V136H63L65 139H67L66 141L67 142H69V144L70 145H72L73 147L72 148H74L75 146L77 147H80L79 148V150H78V152H77V154L78 155H80L79 156V158H78V155L76 154V153H74L73 151H72V149H71V151L73 152V155L71 154L72 152H70V153H68L69 154V156L67 157V153H65V151L64 150H67L68 149V151H70V149H69V147L71 148V146L69 145V147L66 149H64V150H62V151H64L63 153H62V156L64 157L65 155H66V157H67V159L65 158H63V157H61L60 155V157H61V160H67V161H69L70 162V164H71V168L73 169V165H74V169L73 170H71V168L68 170L67 168H65V167H67L66 165H68V164H65V167H64V165H62V164H64V163H69V162H64V160H63V162L62 161H60V158H59V160H58V158L56 159L57 161H58V163L59 162H61V163H59L60 164V166L59 165H56V163H57V161H56V163H55V165L53 164L52 165V163H54L53 161H54V159H55V156H54V158H53V156H51V158L49 157V155L52 153V154H54L55 153V150H60L61 149V147L62 146H65V145H60L59 146V143H62L61 141L58 143V142H53V141H51L52 139H53V136H51L52 137V139H49V137L46 135V132H45V134H42V135H40V137L42 136L43 137V135L45 136L46 135V137H43L44 139L46 138V139H49L48 140V142L50 143V145H52V144H56V143H58L57 145H55V146H57V148L58 147H60V148H58V149H56V148H54L55 150H53V149H51V147H53V145L50 147V149L51 150H53L54 152H50V150H49V148H47V146L45 147V145L48 143L47 141H45V140H43V138L41 137L40 139L41 140H39L38 141V139H39V137H38V135L39 134H37L36 136L38 137V139H36L35 140V142H37V145H36V147L37 148H35L34 149V146H33V144H31L30 143V146L32 145L33 147H31V149H30V146H29V148H27L28 146L26 145V146H24L23 145V147L19 144V143H15V146H12V147H14V148H12L11 147V150L13 151V152H11L13 155H14V157L12 156V154L10 153V157H8V158H10V160L7 158V159H5V164L6 163H10V162H6V160H8V161H12V162H14L13 160H15L16 161V159H18V157H19V159L16 161V162H14V164L11 162L10 164H6V165H2V166H4V168L2 167V166H0V177H2L1 179H0V189L1 190H3V191H6V193H8L9 192V194L11 193L12 195H15V196H17V198H18V196H19V198H21V199H23V198H25L26 200L25 201H27L28 200V202L31 204V207H32V209L30 210L31 212H32V210H33V212H32V215H31V219H30V217H29V220H30V222H29V220H28V223L27 224H22L21 222H18V220H17V222H13L14 220L16 221V218H17V216L15 215H9V218L11 219L13 216H14V218L15 219H12L11 221H9L6 217V221L4 220H2L1 222H0V251L1 250H3L2 252H4L5 254H7V256L5 257V259H7L8 260V263L7 264H48L49 263V258H48V255H43V256H45V258L47 257L48 258V260L46 261V260H44V257L42 256V253L44 254V250H45V252L46 253H48L47 251H46V247H47V244H46V247H45V242L44 241H46V243H48L47 242V240H48V238L47 237H49V236H46V239L44 238V235H47V234H45L46 233V231L48 230V232H49V235L50 234H52V233H57V232H55V230L56 231H58L59 229H62V226H63V230H59L58 232H61V234L60 235H62V234H65L66 236L65 237H68L69 238V236H67V234L64 232V230L65 231H68V233H70V234H72L71 236L73 237V235H78V238L76 239V236L74 237V239H72V241L73 240H78L79 239V237H80V240L79 241H81V238H83L82 239V241L80 242L81 243V245H80V243H79V241L78 242H76L75 241V243H76V245L77 244H79V245H77V248H76V250H78V251H80V252H78L79 254H78V256L77 257H80V260H81V258H83V256H85V258H83L82 260H84V259H86L88 262L87 263H84V264H93L92 263V261L94 262V263H96L97 261H99V264H101L102 262H104V261H102V262H100V258L99 257H101V260H104V258L102 257V256H99V254L100 255H102L103 253V251L102 250H104V251H106V248L108 249V247H109V240H108V236L109 235H111V233H112V235H111V238H112V236H113V233L115 232V230L114 229H117V226L118 227H120L119 225H121V228H123L122 227V223H123V226L124 225H127V224H129V222L126 224V221H125V224H124V222H122V221H124L125 219H123L121 222L119 221V225H118V223H116L117 224V226H116V228H114L113 229V227H112V223L115 221V220H113L112 221V223H111V225H110V220H112V219H110L111 217H113V216H110L111 214H113L112 212H111V214H110V211H108L109 212V216H108V218L107 219H109V221H106L107 219H106V217H107V215L106 214H108V212L107 211H105V215L106 216H104V210L102 211L101 209H106V208H104L103 206L105 205V207H108V206H110L111 204H112V206H110L109 208H114V209H112V211L114 210V211H116V209H118L117 207H116V209H115V205H113V203H111L112 201H113V199L115 198L116 200L118 199L119 200V198H120V196H117L118 194L117 193H120L119 192V189H120V191H121V193L123 192L124 193V190L126 191V190H128L129 188H130V190L129 191H126L124 194L125 195H123V193H122V195L121 196H126L127 194L126 193H128V194H131V196L130 197H132V191H135V189H133L132 191H131V184L132 185H134L135 184V186H137V184H139V185H141L140 187H142L141 189H143V186L144 185H146L147 183H146V181H145V179L141 182V183H144V185H142V184H140V181L138 180V179H140L141 177V179H143V175L145 174L144 172H142V173H144V174H142V176H141V172H139L138 174H136V175H138V176H141V177H138V176H133V179H135L134 181H130L129 180V182H132L131 184L126 180H124L125 182H127V183H124L126 186L124 187V186H122V184H123V180H121L122 182H120L121 183V186L119 185L118 186V184H120V183H117L116 181H118V180H115L114 182H112V180L109 182V180L108 179H106V177H107V174H105V173H103L104 172V169L105 168H101V167H105V166H107L106 164H109L108 163V161L110 160V158H109V155H107L106 153H104V152H108V150H105L106 148H108V145L110 146V145H112V143H111V139H110V141L107 139L109 136H108V134H107V132H109L110 130L108 129V131L106 132V130H107ZM111 129V130H112ZM116 129H114V131L116 130ZM138 129V130H137ZM151 129V128H150ZM161 129V128H160ZM171 129V128H170ZM187 129V130H186ZM201 129V128H200ZM242 129V130H241ZM244 129H246V128H244ZM248 129V128H247ZM250 129V130H251ZM255 129V128H254ZM253 129V130H254ZM260 129H262V126H261V128ZM1 130V129H0ZM21 130H19V131H21ZM32 130V131H31ZM56 130V131H57ZM60 130H59V132H58V134L59 133H61L60 132ZM116 130V132H118ZM123 130H125V129H123ZM131 130V131H130ZM144 130V129H143ZM209 130V129H208ZM11 131H13V130H11ZM13 131V132H14ZM28 132L29 131V133L27 134V135H25L26 133H23V132ZM38 131V132H37ZM54 131V132H53ZM65 131V132H66ZM71 131V132H70ZM77 131V130H76ZM92 131V130H91ZM142 131V130H141ZM161 131V130H160ZM167 131V130H166ZM174 131H175V129H174ZM181 131H179L180 133H181ZM207 131V130H206ZM256 131V130H255ZM1 132V131H0ZM37 132V133H36ZM65 132H62V134L63 133H65ZM126 132L127 131H125L124 132V134L126 135ZM148 132V131H147ZM163 132V131H162ZM172 132V131H171ZM175 132V133H176ZM178 132V133H179ZM202 132V133H201ZM210 132V131H209ZM208 131L206 132V134L207 133H209ZM221 132V131H220ZM223 132V131H222ZM254 132V131H253ZM258 131H256L254 134H256ZM260 132V131H259ZM261 132H264V131H261ZM4 133H2L1 132V134H4ZM11 133V132H10ZM21 133V132H20ZM44 133V132H43ZM52 133H54L55 134V127H54V130H52V132H50V134H52ZM89 133H91V132H89ZM112 133H113V130H112ZM111 132H109V134H112ZM132 133H134V132H132ZM146 133V134H145ZM178 133H177V135H178ZM196 133V132H195ZM216 133V132H215ZM13 134V133H12ZM15 134L17 135V133L15 132ZM19 134V133H18ZM49 134V135H50ZM54 134H52V135H54ZM73 134V135H74ZM80 135V136H82L83 137V135ZM96 134H98V136H95ZM104 135V134H107V136L108 137H100L101 135ZM116 134H118V133H116ZM122 134V133H121ZM123 134V135H124ZM127 134H128V132H127ZM156 134V133H155ZM201 134H203V135H201ZM211 134H213L212 133V131H211ZM218 134V133H217ZM6 135V134H5ZM4 135V136H5ZM14 135V134H13ZM56 135V134H55ZM54 135V136H55ZM87 135V134H86ZM85 135V136H86ZM130 135H132L133 137L132 138H130L131 136ZM171 135V134H170ZM210 135V134H209ZM3 136V137H4ZM59 136H61V135H59ZM59 136L56 138V136H55V139H58L59 138ZM62 136H61V140H64L65 141V139H62ZM121 136V135H120ZM189 136V137H188ZM191 136V137H190ZM216 136V135H215ZM214 136V137H215ZM7 137V136H6ZM9 137V136H8ZM30 137V136H29ZM48 137V138H47ZM50 137V138H51ZM67 137H69V136H67ZM86 137H88V136H86ZM110 137H112L111 135H110ZM114 137V136H113ZM112 137V138H113ZM129 137V138H128ZM153 137V136H152ZM198 137V138H199ZM217 137V136H216ZM215 137V138H216ZM103 138V139H106V141L108 140V143H110V144H106L105 143V146H104V142H105V140H101V139ZM120 138V137H119ZM176 138V137H175ZM183 138V137H182ZM71 139H73V137L71 138ZM115 139H116V136H115ZM140 139V140H141ZM176 139H178V138H176ZM218 139H220L219 137H218ZM222 139V138H221ZM1 140H0V142H1ZM14 140V141H13ZM33 140H31L32 141V143L34 142ZM43 140V141H42ZM59 140H60V138H59ZM69 140V141H68ZM126 140V141H125ZM144 140V139H143ZM161 140V139H160ZM164 140H166V139H164ZM183 140V141H184ZM199 140V141H198ZM15 142V138L14 139H12L10 142ZM85 141V142H86ZM100 141H103V142H101V143H103V144H101L100 143ZM116 141V140H115ZM146 140H144L143 142H145ZM39 142V143H38ZM47 142V143H46ZM51 142H53V143H51ZM117 142V141H116ZM127 142H126V144H127ZM143 142L142 143H140L139 144V146H143V145H141V144H143ZM263 142H264V139H263ZM262 142V143H263ZM2 143H0V146L2 145L3 146V144ZM9 143V142H8ZM44 143H46L45 145H44ZM49 143L47 144L48 145V147L50 146L49 145ZM64 143V142H63ZM66 143V142H65ZM64 143V144H65ZM87 143V142H86ZM97 144L103 151H101L100 149L98 150L97 148H99V147H97L96 149H93L92 147V149L90 148V145L91 144ZM133 143V144H134ZM158 143V144H157ZM187 143V144H186ZM35 144V143H34ZM92 144V145H93ZM100 144H101V146H100ZM114 144H115V142H114ZM132 144V145H133ZM137 144V143H136ZM145 144H146V142H145ZM144 144V145H145ZM151 144V143H150ZM264 144V143H263ZM263 144H261V145H263ZM6 145V144H5ZM14 145V144H13ZM91 145V146H92ZM96 145V146H97ZM107 145V146H106ZM253 145H255L254 147H253ZM1 146V147H2ZM9 146H10V144H9ZM8 146V147H9ZM54 146V147H55ZM67 146V145H66ZM127 146V147H126ZM134 146V145H133ZM160 146V145H159ZM175 146H177V147H175ZM249 146H251V147H253V149H255V150H252V148H251V150H249ZM5 147H7V146H5ZM7 147V148H8ZM77 147V148H78ZM105 149H104V148ZM137 147H138V145H137ZM145 146H143V148H144ZM248 147V148H247ZM62 148H64V147H62ZM139 148V147H138ZM185 148H186V150H185ZM258 148V150H259V153H260V149H259V147H257ZM260 148H261V146H260ZM263 148V147H262ZM4 149V148H3ZM109 149V151H110V149H111V146H110V148H108ZM121 149V150H120ZM126 149H127V151H126ZM148 149H150L149 151L150 152H148V151H146V150H148ZM153 149V148H152ZM6 150H8V149H6ZM6 150H4V151H6ZM84 150H85V152H84ZM92 150H93V152H92ZM113 150H111V151H113ZM118 150H120L119 152H116V151H118ZM137 151L138 153H139V151L141 150V151H143V152H141V153H143V154H141L142 156L141 157H143V155H147V152L148 153H150V155L148 156L147 155V158H146V156H145V160L143 159L142 161L141 160H139V157L140 156H138V159H137V155H140V154H136L135 153V151ZM169 150V151H168ZM262 150V149H261ZM3 151V150H2ZM61 151V152H62ZM95 151V152H94ZM113 151V152H114ZM133 151V152H132ZM185 151V152H184ZM60 152V153H61ZM113 152H109L110 153V155L113 153ZM124 152H126V153H131V154H136V156H134L135 157V159L136 160H134V158L131 156V154L130 155H126L125 154V156L123 155V156H121V155H119V153L120 154H124ZM159 152V153H158ZM5 153V152H4ZM6 153H8V152H6ZM57 153H58V151H57ZM56 153V154H57ZM65 153V155H63ZM90 153V152H89ZM260 153V154H261ZM47 154H49V155H47ZM51 154V155H52ZM56 154H54V155H56ZM114 154V153H113ZM115 154V155H116ZM152 154V155H151ZM260 154H258V155H260ZM7 155V154H6ZM49 157H47V156ZM72 155V156H71ZM107 155V156H106ZM166 155V156H165ZM258 155H257V157L256 158H259L258 157ZM1 156H2V154H1ZM16 156H18V157H16ZM47 158H46V157ZM59 156H57L56 155V157H59ZM84 156H87V160H85V158H84V160H85V162H84V160L82 159V157H84ZM117 156V155H116ZM163 156H165V159H163L164 157ZM11 157H13V158H11ZM21 157V158H20ZM46 158V162H44L45 164L43 165V161L42 160H44L45 161V158ZM111 157V156H110ZM115 156L114 155H112V158H114ZM126 159H125V158ZM127 157H128V160H127ZM141 157H140V159H141ZM149 157V158H148ZM15 158V159H14ZM39 158V159H38ZM41 158H44V159H42L41 161H42V163H41V161H40V159ZM79 159V161H78V159ZM80 158H81V160H80ZM261 158H263L262 160H261ZM13 159V160H12ZM50 159H52L53 161L51 162L50 161ZM109 159V160H108ZM116 159H117V157H116ZM149 159V160H148ZM115 160V159H114ZM164 160V161H163ZM3 161H4V159H3ZM38 161H40V163H38L39 164V168L41 167L40 166V164H42L43 166H42V171H43V169H45V171H47L48 172V174H52V173H56V175L58 174V171H60L59 169H61L60 167L61 166H63L64 167V169H67V171H69V174L70 175H72V177H70V175H67L66 173H64L66 170H64V172L63 171H61L62 173H64V175L66 174V177L67 176H69V178L71 179V180H69V178H64V175L62 174V178H64V180L60 183V181L61 180H58V182H59V184H60V186H61V188H59L60 186H56V184L55 185H53L54 183H56L55 181V173H54V175L51 177L50 175V177L48 176V174H47V172H46V174L44 173L43 175H41L40 173H38L41 169H38V168H36L37 167V162ZM81 161V162H80ZM92 161V162H91ZM111 161L112 160H110L109 162H110V164H111ZM139 161H141V163H139ZM87 162H88V165H87ZM89 162H91L92 164L90 165V163ZM114 162H118V164H120L119 163V161H117V160H115ZM114 162H112V165H108L109 167H112V166H114L115 164H114ZM120 162H122V160H120ZM127 162V163H126ZM160 162V163H159ZM165 162V163H164ZM259 162V163H258ZM264 162V161H263ZM51 163V164H50ZM57 163V164H58ZM79 163H81L80 165H79ZM84 165H83V164ZM139 163V164H138ZM260 163H262V164H260ZM114 164V165H113ZM120 164V165H121ZM136 164H138V166L136 165ZM259 164V165H258ZM1 165V164H0ZM10 165V167H9V169L8 170H6L7 168H8V166ZM83 165V166H82ZM85 165H87V168H86V166ZM262 165V166H263ZM5 166H7V167H5ZM45 166V167H44ZM58 166V167H57ZM82 166V167H81ZM84 166H85V169H83L84 168ZM108 166L106 167V169L108 168ZM116 166H117V163H116ZM137 166V167H136ZM149 166V167H150ZM260 166V167H259ZM44 167V168H43ZM63 167H62V169H63ZM69 167V166H68ZM81 167V168H80ZM92 167V168H91ZM94 167H99L98 169H95ZM129 167L130 168H132V170H129ZM2 168V169H1ZM77 168H78V171L80 172H78V171H76L77 170ZM79 168H80V170H79ZM91 168V169H90ZM115 168H117V170L119 169L118 167H115L114 166V169L113 168H111V169H113V171L109 168L108 170L110 171V173H108L109 171H107L106 170V172L108 173V175L109 174H111L112 172H113V175H111V176H113L112 177V179L114 180V179H117L116 177L118 176V174H117V176H115L116 174V171H114L115 170ZM128 168V170H125V169H127ZM263 168H264V166H263ZM262 168V169H263ZM3 169H4V171H3ZM76 169V170H75ZM81 169H83V170H81ZM87 169V170H86ZM88 169H90L91 171H93V173L95 172V171H99L98 173L97 172H95L96 174H98V176L101 174V175H103V177L106 179V180H108L107 182H109L108 184H107V182L105 183L106 185H107V187H109V192H111V194H113V197H114V193H116V195H115V197L113 198V199H111L112 198V196L110 195V194H105V193H103V192H105L106 191V189H108V188H106L105 186H103V185H105L104 184V182H103V185H101L102 187H103V189H104V187H105V191H103V192H100V196H102V194L101 193H103V201H105L106 202V200L108 199V202H109V199H111V201H110V204H108V202H107V204H108V206H106V204H105V202H103V201H98L99 199L101 200L102 199V197L101 198H99L100 196H96L98 193H99V190L102 188V187H99L100 186V183H98V181L102 178V176L100 175L99 176V178H98V181H97V179H95V177H97V175L95 176V177H91V176H89V175H92V173H90V171L88 172V174L89 175H87L85 172H83L84 170H86V171H88ZM123 169V170H122ZM145 169V170H146ZM152 169V170H151ZM6 170V171H5ZM13 170V173L15 174L16 172L15 171H17V173L18 174H13V173H10V177L11 178H13V180H11V178L9 179L11 182H9L8 183V185H7V182H8V180H6L7 179V177H9L8 175H9V172H11ZM34 170H36L35 172H33ZM101 170V171H100ZM138 170V169H137ZM136 170V171H137ZM19 171V172H18ZM38 171V172H37ZM44 171V172H45ZM70 171L72 172V174L70 173ZM76 171V172H78L79 174H81L82 172V174H83V177H84V175L85 176H89V177H87V178H89V179H91V178H94L95 179V182H91V181H93V179L92 180H90V181H87L88 179L85 177V178H83L82 179V176H79V174L78 175H76L75 177H77V179L79 178L80 180H83V181H80L79 179V183L78 184H81L82 182V185H78L77 184V182H78V180L76 179V178H73L74 177V175H73V173ZM82 171V172H81ZM103 171V172H102ZM122 171V172H121ZM125 171H127L126 173H125ZM135 171V172H136ZM138 171H142V170H138ZM75 172V173H76ZM115 172V173H114ZM118 172V171H117ZM124 172V173H123ZM131 172V175L129 174ZM34 173L36 174L35 176H34ZM38 173V174H37ZM137 173V172H136ZM12 174V175H11ZM60 174V176H61V173H59ZM3 175V176H2ZM18 175V176H17ZM41 175V176H40ZM104 175H106V177L104 176ZM7 176V177H6ZM15 176H17V182L15 181L16 179H14V177ZM20 176V177H19ZM40 176V177H39ZM58 176V175H57ZM59 176V177H60ZM79 176V177H78ZM111 176H109V178L111 177ZM121 176V175H120ZM121 176V177H122ZM145 176V175H144ZM147 176H145L144 178H146ZM4 177L6 178V179H4ZM19 177V178H18ZM53 177H55V178H53ZM59 177H57V178H59ZM101 177V178H100ZM119 177V176H118ZM136 177H137V179H136ZM38 178H39V180H38ZM75 179V183L77 184H75L74 183V180L73 179ZM20 179V180H19ZM60 179V178H59ZM87 179V180H86ZM120 179H122V178H120ZM140 179V180H141ZM2 180V181H1ZM73 180V181H72ZM102 181H104V179H101ZM100 180V181H101ZM148 180V179H147ZM152 180V178L149 180V182ZM261 180V181H260ZM14 181V182H13ZM120 181V180H119ZM118 181V182H119ZM13 182V183H12ZM86 182V183H85ZM97 182V183H96ZM111 182L113 183V185H115V187L113 188L114 190H112V186H111V188H110V186H108L109 184H111ZM116 182V184H117V186H116V184H114ZM139 182V183H138ZM148 182V181H147ZM148 182V183H149ZM11 183V185H9ZM85 183V184H84ZM152 183V182H151ZM151 183H150V185H151ZM262 183H263V181H262ZM58 184V185H59ZM99 184V185H98ZM127 184H129V186L127 185ZM54 187H53V186ZM94 185H97V186H94ZM138 185V186H139ZM263 184H261L260 186H262ZM93 186L94 187H99V190L98 189H96V188H93ZM135 186H132V187H134L135 188ZM137 186V187H138ZM147 186V185H146ZM149 186V185H148ZM55 187H57V189L59 190L58 192H59V194H58V192L56 193V195L55 194H53L54 192H53V189L55 188ZM117 187H119V189H117ZM122 187H124L125 189L123 190V188ZM129 187V188H128ZM136 187V188H137ZM140 187H138V191L140 190ZM150 187H152V186H150ZM53 188V189H52ZM122 188V189H121ZM128 188V189H127ZM144 188H145V186H144ZM56 189V188H55ZM56 189V190H57ZM97 190V192H96V190ZM103 189H101V190H103ZM117 189V190H116ZM263 188H261L260 190H262ZM7 190H8V192H7ZM56 190H54V191H56ZM100 190V191H101ZM217 190H219V191H221V193H223L224 194V196H223V194H222V196L224 197V198H220L219 197V199H217V194H220V193H216L217 192ZM260 190H259V192L258 193H262V192H260ZM169 191V194H171L172 195V193H173V195L171 196L172 198H170V195H168V192ZM218 191V192H219ZM107 193H108V191H106ZM112 192H114V193H112ZM4 193V192H3ZM155 193H151L152 195H153V197H154V195H155ZM162 193V194H161ZM256 193V194H255ZM53 195H55L54 197H57V196H59V199H58V197L57 198H54L53 197ZM105 195L107 196V195H110L109 197H111V198H107V197H105ZM120 195V194H119ZM221 195V194H220ZM220 195H218V196H220ZM258 195V194H257ZM259 195H261V194H259ZM133 196H134V194H133ZM181 197V199H180V197ZM247 197H245V196H242V197H245V198H247V199H245V200H248V204L250 203V201L251 200H249V198H248V195H246ZM55 199V201H53L52 199L53 198ZM118 197V198H117ZM120 198V199H122V200H124V202L121 200V202H122V204L123 203H125V204H127V206H129L128 205V203L129 202H127L128 201V197H129V195H128V197H124V198ZM154 197V198H155ZM160 197V198H159ZM250 198H252V201H254L253 199L255 198H253V195H252V197L251 196H249ZM257 197H259V196H257ZM256 197V198H257ZM16 198V197H15ZM16 198V199H17ZM19 198H18V200H19ZM52 198V199H51ZM95 198H97V201L101 204V203H104V205L102 204V205H99V206H101L100 208H97L101 213H102V215L104 216H99L100 214H99V212H97L96 210V214H98V215H96L95 214V212H93L92 211V209L95 207L96 208V206L98 207V202L97 201H94L95 200ZM99 198V199H98ZM104 198L106 199V200H104ZM133 198V197H132ZM135 198V197H134ZM133 198V199H134ZM154 198H151V200L152 199H154ZM260 198V197H259ZM56 199H58V200H56ZM114 199V204H119L118 206L120 207L122 204L120 203V201H119V203H118V201L116 202V200ZM179 199L182 201V200H185V201H182L181 203L183 204L182 205V207L184 206V203L185 202H187V204H194L193 206H191V208H193V210H191V208H190V206L188 207V205L186 204V209L185 210H183L184 208H182L181 207V205H180V201H179ZM214 199H216L213 203L214 204H212V206H211V203H210V201H208L207 203H206V201L207 200H211V202L214 200ZM126 200V201H125ZM139 200V199H138ZM141 200V199H140ZM220 200H221V202H220ZM24 201V200H23ZM24 201V202H25ZM57 201V202H56ZM93 201L95 202V203H97V204H92L93 203ZM129 201H131L132 202V199L131 198H129ZM145 201V200H144ZM237 201H238V203H237ZM263 201V200H262ZM261 201V202H262ZM19 202V201H18ZM92 202V203H91ZM134 202H137V203H142L143 201H141V202H138V201H135L134 200ZM152 202V201H151ZM224 202H225V205H224ZM255 202H258V200H255ZM254 202V204H257V203H255ZM27 203V202H26ZM90 203H91V207H92V209H90V207L89 208H87V206H88V204L90 205ZM245 203V202H244ZM259 203V202H258ZM15 204V203H14ZM117 204H116V206H117ZM125 204H123V206H125ZM130 205H132V203H129ZM138 204V205H139ZM144 204V203H143ZM158 204V203H157ZM162 204V205H163ZM210 204V205H209ZM235 204H236V206H235ZM251 204V203H250ZM249 204V206H251L252 207V205H250ZM253 204V203H252ZM253 204V206H254V208H256L255 209V211L257 210V207H255V205ZM16 205H18V203H16ZM24 205V204H23ZM94 205V206H93ZM96 205V206H95ZM224 205V206H223ZM246 205V204H245ZM20 206V205H19ZM30 206V205H29ZM53 206V207H52ZM114 206V207H113ZM122 206V207H123ZM127 206H125V207H123V211H122V207H120L121 208V213L119 212V211H116V212H118V214H123L124 216H127V215H125V214H127V212L126 211H129V209L131 208L130 206V208H128ZM133 206V205H132ZM136 206V205H135ZM211 206V207H210ZM257 206V205H256ZM260 206V205H259ZM51 207L54 209V207H55V211L53 210V209H51ZM60 207H62L61 208V210H60ZM89 210H91L90 212L89 211H87V213H89L88 215L85 213L86 211H84V210H87L86 208ZM103 207V208H102ZM142 207V206H141ZM181 209L180 211L179 210H177V209H179V208ZM216 207H218V206H216ZM261 207V206H260ZM66 208V209H65ZM109 208H107L106 210H108ZM127 208H128V210H127ZM174 208V207H173ZM189 208H190V210H189ZM227 208H225L224 209V212L226 213L229 209H227ZM58 209L62 212V214H60L59 215V212H58V215L59 216H57L56 215V212L58 211ZM62 209H64L63 211H62ZM68 209V210H67ZM80 209H83L82 211L85 213V215H87V216H84L83 214V212L80 210ZM126 209V210H125ZM187 209H188V213H187ZM232 209V211H233V208H231ZM246 209V210H247ZM252 208H250V210H251ZM261 209V208H260ZM262 209H263V207H262ZM11 210V209H10ZM21 210V209H20ZM67 210V211H66ZM79 211V213L80 214H76L77 216H75V214H74V211H75V213H78V211ZM212 210V211H211ZM218 210H219V208H218ZM223 210V209H222ZM238 210V211H237ZM126 213H125V212ZM131 211V210H130ZM178 211V212H177ZM190 211H192L190 214H189V212ZM215 211V210H214ZM231 211V210H230ZM232 211L231 212H229L228 211V213H230V214H232ZM262 211V210H261ZM60 212V213H61ZM67 212V213H66ZM132 212V211H131ZM144 212V211H143ZM148 212V211H147ZM212 212V213H211ZM217 212V211H216ZM224 212H223V214H224ZM244 212H246V211H244ZM243 212V213H244ZM256 212H259V211H256ZM3 213H5L4 211H3ZM2 213V214H3ZM8 213V212H7ZM11 212H9L8 214H10ZM20 213V212H19ZM19 213H18V216H19ZM92 213H94L93 215H92ZM129 213V212H128ZM171 213V212H170ZM175 213H176V215H175ZM214 213V214H213ZM222 213V212H221ZM228 213L227 214H224V215H227V216H229L228 215ZM234 213V212H233ZM237 213H236V216H237ZM250 213V212H249ZM262 213V212H261ZM264 213V212H263ZM82 214V215H81ZM114 214H117V213H114ZM113 214V215H114ZM179 214V215H178ZM198 214H200V218L202 219L203 217H204V223L203 224H200V223H196V222H198V221H196V219H198L199 218V215ZM211 214H213V215H211ZM217 214V213H216ZM223 214H220V215H223ZM30 215V214H29ZM28 215V216H29ZM89 215H91L90 217H89ZM95 215H96V219H97V217L99 216V217H101V218H104L103 220L101 219L100 221H98L99 219H95ZM134 215V214H133ZM197 215V218L196 217H194V216H196ZM203 215V216H202ZM233 215V214H232ZM11 216V217H10ZM21 216H22V214H21ZM80 216V217H79ZM129 216H130V214H129ZM176 216V217H175ZM179 216V217H178ZM202 216V217H201ZM215 216V215H214ZM218 216V215H217ZM226 216V217H227ZM263 216V215H262ZM25 217V216H24ZM55 217H56V221H55ZM79 217V218H78ZM98 217V218H99ZM114 217H116V216H114ZM119 217V216H118ZM117 217V218H118ZM121 217V216H120ZM21 218V217H20ZM58 218H59V220H58ZM128 217H126V219H127ZM141 218V217H140ZM230 218H231V215L229 216V222H226L225 221V218H224V221H225V225H227L226 223H230V221H232V220H230ZM238 218V217H237ZM244 218V217H243ZM250 218H251V216H250ZM253 218V217H252ZM264 218V217H263ZM3 219V218H2ZM24 219V218H23ZM28 219V218H27ZM54 221H53V220ZM114 219V218H113ZM121 219V218H120ZM172 219V218H171ZM201 219L199 220V222H203V221H201ZM228 219V218H227ZM233 219H235V218H233ZM59 221V223H58V221ZM106 221V222H109V223H106V222H102V221ZM118 220H119V218H118ZM189 220H191V221H189ZM228 221V220H227ZM241 221H243V219L241 220ZM246 221V220H245ZM264 221V220H263ZM54 222H55V224L56 223H58V225L59 226H61V228L59 227H55V226H58L57 224L55 225L54 224ZM61 222V223H60ZM164 222V221H163ZM220 222V223H219ZM247 222V221H246ZM245 222V223H246ZM250 222V221H249ZM170 223H172V222H170ZM175 223V222H174ZM180 222L178 221V224H179ZM233 223V222H232ZM231 223V224H232ZM240 223V222H239ZM20 226V227H17L18 225ZM21 224V225H20ZM114 225H116L115 223H113ZM218 224H219V227H218ZM223 225H224V222L222 223ZM231 224H228L229 225V227H231L230 225ZM261 224V223H260ZM264 224V223H263ZM27 225V226H26ZM175 225V224H174ZM173 225V226H174ZM223 226V228H226V229H228L226 232H228L229 233V231H230V229L228 228V225L227 226ZM235 225V224H234ZM234 225H233V227H234ZM243 225V224H242ZM248 225V224H247ZM22 226L25 228H22ZM129 226V225H128ZM170 226V227H169ZM209 226V227H208ZM237 226H238V224H237ZM246 226V225H245ZM253 226V225H252ZM255 226V225H254ZM264 226V225H263ZM115 227V226H114ZM126 227V226H125ZM125 227H124V230H125ZM178 227V226H177ZM206 227H207V230H206V232L207 233H205L204 231H205V229H206ZM241 228V226L239 225L238 226V228ZM23 230H22V229ZM32 228H34L33 230H32ZM121 228H118L117 230H116V232L115 233H117V235H118V232L120 231H122L121 233H125V231H123V229H121ZM166 228H164L165 230H166ZM209 228V229H208ZM214 228V229H213ZM213 230L215 231V227L213 226ZM235 228V227H234ZM238 228H237V230H238ZM239 228V229H240ZM242 228H243V226H242ZM114 231H113V230ZM126 229H127V227H126ZM52 230H54L53 232H52ZM111 230H112V232H111ZM128 230V229H127ZM212 230V231H213ZM231 230H233L234 231V229L232 228ZM50 231H51V233H50ZM62 231L64 232V233H62ZM169 232H170V230H168ZM214 231H213V233H214ZM215 231V232H216ZM224 231H225V229H224ZM245 231V230H244ZM243 231V232H244ZM111 232V233H110ZM119 232V234H121ZM127 232H129V230L127 231ZM167 232V231H166ZM225 232V233H226ZM224 233V232H223ZM225 233L224 234H222V235H224V236H226L227 235V233H226V235H225ZM245 233V232H244ZM126 234V233H125ZM165 234V233H164ZM205 234H207L208 235V238L206 237L207 235H205ZM242 234V233H241ZM53 235L54 234H52V237L50 236V238L52 239L53 238ZM56 235H58V233L56 234ZM128 235V234H127ZM216 235V234H215ZM220 236H221V234H219ZM218 235V236H219ZM230 236H231V233L229 234ZM229 235L227 236V237H229ZM55 236V235H54ZM159 236V235H158ZM169 236V237H170ZM219 236V237H220ZM58 238H56V236L54 237V239L56 240L57 239V241H58V239H60L59 237L60 236H57ZM63 237V236H62ZM124 237V238H123ZM135 237H138V238H135ZM227 237H224L223 239H225V238H227ZM232 237V236H231ZM235 237L236 236H234V239H235ZM238 237V236H237ZM64 238V237H63ZM109 238H110V236H109ZM110 238V239H111ZM122 238V239H121ZM216 238H217V236H216ZM216 238H215V240H212L213 241V244H214V242L215 241H217L216 240ZM220 238H222V236L220 237ZM166 239V238H165ZM168 239V238H167ZM222 239V240H223ZM228 239V238H227ZM227 239H225V241L227 242L228 240H229V242H222V245L224 244V249H226L225 248V246L227 247V249L229 250L228 251V253H230V254H232L233 255V253H234V251H233V253L231 252V250L230 249H232V248H234V247H236V250H238V248L239 247H237V244L238 243H236V246H234V244L235 243H232L234 240L232 239L231 240V242H230V237H229V239L227 240ZM53 241V239L52 240H49L50 242H52V243H54V242H56V241ZM69 240H70V238H69ZM84 240H85V242H84ZM108 240V241H107ZM117 240V239H116ZM210 240V246H212L211 245V241ZM221 240V239H220ZM219 240V241H220ZM61 241V240H60ZM64 241H65V239H64ZM66 241H68V240H66ZM199 241V243H197ZM236 241V240H235ZM49 242V244H52V243H50ZM59 242V241H58ZM57 242V243H58ZM107 242H108V244H107ZM146 242V243H145ZM72 243H74V242H72ZM71 243V244H72ZM159 243V242H158ZM156 244V245H160V244ZM167 243H168V246H172V249H171V247L169 248L168 246H167ZM196 243H197V245H196ZM201 243H200V245H201ZM207 243V242H206ZM208 243H209V241H208ZM218 243H221V241L220 242H218ZM48 244V245H49ZM60 244V243H59ZM153 244V243H152ZM170 244V245H169ZM75 245V246H76ZM174 245V246H173ZM202 245H204V244H202ZM16 246H17V248H16ZM52 246V245H51ZM73 246V245H72ZM71 246V247H72ZM78 246H79V248H78ZM97 246H99L100 248H98ZM107 246V247H106ZM153 246H155V245H152V247ZM206 246V245H205ZM207 246H208V244H207ZM234 246V247H233ZM18 247H19V250L21 251V253L19 254L18 253V251L19 250H17L18 249ZM49 247V246H48ZM53 247V246H52ZM148 247V248H147ZM213 247V246H212ZM214 247H216V245H214ZM219 247V246H218ZM222 248H223V246H221ZM220 247V249L219 250H221L220 252H222L223 250H222V248ZM16 248V249H15ZM22 248H24V250L22 249ZM46 248V249H45ZM49 248H51V247H49ZM54 248V247H53ZM75 247H73V249H74ZM97 248V249H96ZM147 248V249H146ZM154 248H156V247H154ZM207 248V247H206ZM211 248V247H210ZM230 248V249H229ZM145 249H146V251H145ZM152 249V248H151ZM204 249V248H203ZM235 249V248H234ZM234 249H232V250H234ZM14 250H16L17 251V253H16V251L14 252ZM50 250V249H49ZM76 250H74V253H75V251ZM95 250H97L98 252H99V254H98V252H96V254L98 255V257L97 258H99V260H97L96 261V254H95V259L93 260L92 258H94V257H92L91 258V256H92V254L93 253H95ZM216 250V249H215ZM219 250H218V252H219ZM102 251V252H101ZM152 251V252H151ZM185 251H186V254H185ZM206 251V250H205ZM208 251V250H207ZM206 251V252H207ZM239 251V250H238ZM237 251V252H238ZM49 252H51V251H49ZM92 252V253H91ZM107 252L108 251H106L105 253L107 254ZM210 252V251H209ZM212 252V251H211ZM213 252H214V249H213ZM220 252H219V254H220ZM224 253L225 252H227V250L226 251H223ZM222 252V253H223ZM236 252V251H235ZM45 253V254H46ZM102 253V254H101ZM197 253H198V251H197ZM201 253H202V249H201ZM203 253H204V250H203ZM221 253V255L223 256L224 255V253L222 254ZM2 254V253H1ZM77 254V253H76ZM106 254H105V257H106ZM188 254H190L191 256L193 255L192 253H188ZM200 254V253H199ZM209 254L210 253H208L207 255H208V257H209ZM214 254H215V252H214ZM217 254V253H216ZM229 254V255H230ZM236 254V253H235ZM83 255V256H82ZM90 255V256H89ZM189 255V257L188 258H190L191 256ZM202 255V254H201ZM226 255H228V254H226ZM89 256V258H91L92 260L90 261V260H88L86 257H88ZM94 256V255H93ZM104 256V255H103ZM129 256H130V258H129ZM161 256H164V258L163 257H161ZM180 256V255H179ZM194 256V255H193ZM192 256V257H193ZM196 256V255H195ZM194 256V257H195ZM206 256V255H205ZM217 256V255H216ZM32 257H34L35 258V261H34V259H33V261H32ZM50 257V256H49ZM181 257H183V256H181ZM197 257H199V256H196V258ZM210 257H212V254H211V256ZM219 258H220V256H218ZM223 257H226L225 255L223 256ZM29 258H30V260H29ZM52 258V257H51ZM103 258V259H102ZM125 258H126V261H125ZM128 258V259H127ZM154 258V259H153ZM156 258V259H155ZM163 258V259H162ZM180 258V257H179ZM187 258V259H188ZM206 258V257H205ZM227 258V257H226ZM106 259V258H105ZM124 259V262H126V263H124V262H122V260ZM157 259V260H158ZM185 259V258H184ZM200 259H202V258H200ZM216 259H218V258H216ZM230 259V258H229ZM233 259V258H232ZM6 260V261H7ZM81 260V261H82ZM173 260V261H174ZM196 260H198V258L196 259ZM194 261V263L195 262H197V261ZM204 259H202V261H203ZM206 260V259H205ZM205 260L203 261V262H205ZM208 260V259H207ZM210 260V259H209ZM223 260V259H222ZM226 260V259H225ZM224 260V261H225ZM51 261V260H50ZM89 261H90V263H89ZM106 261V260H105ZM159 261V260H158ZM173 261H171V262H173ZM183 261V260H182ZM188 261V260H187ZM191 261H192V259H191ZM199 261V260H198ZM261 261H262V259H261ZM263 261H264V258H263ZM263 261H262V263H263ZM33 262V263H32ZM85 262V261H84ZM135 262V263H134ZM185 262V261H184ZM188 262H190V260L188 261ZM200 262H201V260H200ZM208 262V261H207ZM207 262H206V264H207ZM228 262V261H227ZM226 262V263H227ZM51 263V262H50ZM49 263V264H50ZM82 263H83V261H82ZM105 263V262H104ZM116 263V264H117ZM154 263V262H153ZM183 263V262H182ZM181 263V264H182ZM191 263V262H190ZM224 263V262H223ZM186 264V263H185ZM189 264V263H188ZM192 264V263H191ZM197 264V263H196ZM199 264V263H198ZM202 264V263H201Z\"/></svg>", "mask_w": 264, "mask_h": 264}, {"label": "rangeland", "instance_id": "2", "mask_svg": "<svg viewBox=\"0 0 264 264\" xmlns=\"http://www.w3.org/2000/svg\"><path fill=\"white\" fill-rule=\"evenodd\" d=\"M72 1H73V2H72ZM87 1H88V2H87ZM87 1L84 2V3H83V2H82V3H79L78 1L75 2V0H64L61 4L57 5V6H60V7H57V6L54 7V6H53V7L50 8L48 11H49L50 13L54 11V13H55V11L58 10V9H60V8H61L60 10H64V9H73V8H76V6L78 7V6H80V5H84V4H85V5H96V6H97V5H103V4H105V5L107 6V4L110 5V3H111V5H112V3H116V4L118 3L117 5H119V6H117V7H120V6L122 7V6H123V8H125V7H126V9L129 8L128 10H130V11H131V10H135L134 7H136V6L141 7L140 9H142V10H143V9H146V10L150 11V6H151V4H153V5L155 6V4L157 3V2L155 3V0H154V2H153L152 0H150V1H149V3L151 2L150 4L147 2L148 0H146V1L144 0L145 2H142V0H141V1L139 0L140 2H139L138 0H136V1H137V4H135V5H134V1H133V0L131 1V3H130V1H128V0H93V1H89V0H87ZM125 1H128L129 3H127V2L125 3ZM156 1H157V0H156ZM159 1H160L161 3H162V2L164 3V1H169V0H159ZM170 1H171V2H169V3H170V4H174V5H175V4L180 5V2L182 3V1H179V2H178V0L175 1V2H174V0H173V1L170 0ZM186 1H187L188 3H187ZM192 1H194V0H191V2H189V0H183V2L186 3L187 6H186V5L184 6V5H183L184 3H183L182 5H180V6H181V9H179L180 11H179V10L176 11L177 13H178V11H179V13H180L181 10H182V11H185V12H183V15H182V12H181V15H180L179 13H178V15H180V16H185V17H183L184 19H186L187 16H188L187 19H189L190 22H189V21H186L187 24L190 25V26L193 25V26L187 31V33H188L189 31H191V29H192L193 31H194V30L196 31L197 29H199L198 26H200L201 28L204 27V25H202V26H201V24L199 25V22L201 23L202 21H204L203 19H201V21H199V20H200V15H199V17H197V14H196V17H195V16L193 15V13H192V16H193L194 18H198V20L196 19L197 22L199 21L198 24H197L196 21H195V19H192V17H190V14H191L190 11H191L194 7H195V9H197L196 7H197V6H200L201 1L203 2V4H205V3H206L205 1H207V3H208V2L211 1V0H205V1H204V0H201V1H200V0H197V1H196V0H195L194 4L197 3V4H196L197 6L193 5ZM250 1H251V0H250ZM250 1L248 0V3H247L249 6L252 5L251 2H252L253 0H252L251 2H250ZM254 1H256V0H254ZM254 1H253V4H254ZM132 2H133V3H132ZM152 2H153V3H152ZM172 2H174V3H172ZM176 2H178V3H176ZM249 2H250V3H249ZM257 2H259V0H257ZM262 2H264V1H261V0H260V3H262ZM77 3H78V4H77ZM135 3H136V2H135ZM154 3H155V4H154ZM158 3H159V2H158ZM198 3H199V4H198ZM207 3H206V4H207ZM255 3H256V2H255ZM260 3H259V4H260ZM71 4H72V5H71ZM116 4H115V5H116ZM126 4H127V5H126ZM159 4H160V3H159ZM188 4H189V5L192 4V6H194L193 8H192V6H190V7L192 8L190 11H189L190 7H188V6H189ZM203 4L201 3V6H200L201 8L203 7ZM113 5H114V4H113ZM156 5H157V6H155V7H158V6H159L158 4H156ZM64 6H66V7H64ZM124 6H125V7H124ZM154 6H153V7H154ZM252 6H253V5H252ZM56 7H57V8H56ZM68 7H69V8H68ZM127 7H128V8H127ZM139 7H138V8H139ZM142 7H143V8H142ZM153 7L151 6V11L154 12L155 16H156L158 13H159V14L162 13V15H165V14H167V13L170 14V12H168V10L173 11V10L169 9V8L166 6V8H168V10H167V9L165 10L167 13L165 12V14H163L164 12L159 11L158 8H157V9H154ZM185 7H187V8H186L187 10L185 9ZM200 7H199V10H197V11H200ZM204 7H205V5H204ZM62 8H63V9H62ZM136 8H137V7H136ZM148 8H149V9H148ZM121 9H122V8H121ZM140 9L136 10V12H137V13H141V12L139 11ZM153 9H154V10H153ZM183 9H184V10H183ZM195 9H194V10H195ZM124 10H125V9H124ZM155 10H156V11H155ZM194 10H192V11H194ZM157 11H159V12H157ZM186 11H187V12H186ZM49 12H47L46 14H48ZM136 12H135V13H136ZM153 12H152V13H153ZM160 12H161V13H160ZM188 12H189V14H188ZM219 12L221 13V10H220V11L217 10V11L213 12L214 14L212 13L211 16L213 17V19H214V17H215L216 21L213 20V19H211V20L209 19L210 22H211V21H215V22H213V23H216L218 20H220V23H223V20H226V23H227L228 21H227L226 18H229V13H228V14H226V13L224 14V13H223L224 15H226V16L228 15V16H227L225 19L222 20V18L225 17V16L222 17V15L219 14ZM41 13H44V12H41ZM50 13H49V14H50ZM137 13H136V14H137ZM142 13H143V12H142ZM144 13H147V11H146V12L144 11ZM148 13H149V12H148ZM150 13H151V12H150ZM150 13H149V16H147V14H145L147 17H146L144 14H142V15L140 14V15H141L140 18H139V16L136 15V17L139 18L140 23H143V24L145 23L144 26H143L142 28H144L145 25H147V27L144 28V30H146V32H143L145 35H143V33H142L141 37H140L139 35L134 36V37H138V36H139V37H138L139 39L137 38L138 41H136L137 39H135V38H133L132 40L129 39V42H128L126 39H125L126 41H125L124 43H123L124 40L122 41V44H124V46H125V44H126V46H125V47H126V50H127V48H128V44H130V43H131L130 41H132V44L129 45V47H130L129 50L132 49L131 52H130L129 54H126V55H125L126 51H125V53H124V52H123V53H122V52H118V53H121V54H119V55H115V54H114L115 57H116V58H121V57H123V58H121V59H116V58H114V55H113V56H112L113 59L110 58V61H106V59H109V58H106V59L103 58V60L105 59V61H102V62H104V63L106 62V66L103 67L102 64H104V63H102V64L99 63L102 67H100L96 72H92V73H91V72L89 71L90 73L87 74V76L83 77V78H88V79H86V80L84 79L85 81H83L82 77H81V80H80V78H78V80H77V79L75 80V78H74V79H73L74 82L72 81V78H69V79H71V80H70V81L68 80V83L72 81L73 83L71 82L70 84H71V85L74 84L75 87H74V85H72V86H70V84L67 85V84H66V83H67V82H66V81H67V77H65V75L63 76V74H59V77H60L59 81H60V80L62 81V79H63V82H64V81L66 80V81L64 82V84H66V86L64 87V89H66V90H67V89H70L69 87L66 88L67 86H70V87L72 88L71 90H73V88H75V89L73 90V93H74V91L77 90L75 93L79 94L78 97H76L77 94H76V95L74 94L75 97H76V98H75V101L78 100L79 103L81 102L80 104H77L78 102L75 103V102L73 101L74 103L72 102L71 104H73L72 107H75V108H72V109H71V106L69 107V109L67 108V109H68V110H67L68 113H69L70 115H73L74 113H75V114H79V115L76 116L77 119H78V120H77V123L80 124V125L82 124V125H81V126L78 125V126H80V129H81V127L84 128V125H85V127L88 128V129L91 127L90 129H91L92 131L89 130V132H91V133L87 132V133H85V134H82V132L84 133V131H85V130L88 131V129H85V130L81 129V131H82V130H83V131L75 135L74 133H77L78 130H79V129H77L78 127L76 126L77 123H75V122H76V121H75L76 118H75V117H72V116H68V115L66 116L67 113L65 114L66 118H65L64 115H63L64 118H63L62 120L69 119L70 117L74 118V119H75V120L73 119V120L75 121L74 123H73V120H72V122H71L70 119L68 120V122H70L69 125H71V126H73V124H74V125L76 124V125H75V128H76V129H75V132L73 131V130H74V129H73L74 127L72 128L71 126L68 125V123L66 124V120H65V124H64L65 126H63V125H61V127L59 126L60 123L64 122V121L60 120V117H59L60 114L55 115V116L53 117V118H55L56 116H58V117H56V118H57L56 120H58V119L60 120V122L57 121L59 124H57V123H56V120H54V119H52V121L54 120L53 122H52V121L50 122V120L48 121L47 118H46L47 116H46L45 118L43 117V116H44L43 113H42V114L39 113V115H42V116H41V117H40V116H37V117H36L37 119L35 118V116H30V115H31V109H32V110H35V109H38V108L44 106L45 104H47L46 101H53V99H54L53 95H51V97H50V94H51V93L49 94V90H50V89H53V91L51 90L52 92L58 93L60 90H62V88H61L58 84H55V85L57 86V88H54L53 85L51 86L52 88L50 87L49 89H48L47 87H45L47 90H45L44 87H40V88H42V90H41L39 87H37V86H36V87H37V88H36V87L34 86V84L31 85L30 83H29V85H30V86H29V85H28V82H27L28 80L26 79V78H27V66L25 67V64H24V63H22L21 61H19L17 58L15 59V57L12 56V55H10V56H11V57H10L9 54L7 55L6 53H2V54L0 53V54H1V55H0V97H5V100H6V99L9 100V102H8V101L6 102L5 100H3V101L6 102V103L4 102L6 105H5L4 103H2L3 101L1 102L2 104L0 103V129H1L0 131H1L2 133H4V132H3V131H4V127H5V129H8V127L6 126V124H8V119H9V116H10L11 114L19 113V112L21 113L22 111H23L22 113L27 114L28 116H30V118L32 117L33 120H35V119H36V121L38 120L37 123H41V124L43 125V126H42L41 124L33 123V122H32V119L29 120L30 118L28 117V124L30 123V124H29V125H30V128H29V127H28V128H29V129H33V133H34V128L37 127V126L39 125L41 128L37 127L38 129H36V130H40L39 132L42 131L41 134L37 133L38 131L36 132L37 134H39V135H38L39 139H38V137L36 136L37 134H36V135H32L33 133H32V132L29 133V131H28V132H25V131L23 132V133H26L25 135H27V134L29 133L28 138H30V139H31V138H34V140L31 139V140L34 141L33 143H32L31 140H30V142H28L27 140H25V142H24V139L22 138L23 136L20 138V139H21V142L23 141L22 144H20V140H19V142L16 141V138L18 137V135L21 136V134H22V130H21L22 127H20V126H22V125L24 126V125L27 124V123H24V122H23V123L17 124V126H19V127H16V126H15L14 129H10V128H9V129H10V132H11V133L8 132V131H9V129H8L7 132H8L9 134H7V133L1 134V132H0L1 139H2V138H4V139L7 138L6 140H9V139L11 138L10 136H17V137H13V138H12V139L15 138V142H13L14 140H13L12 142H10V141L12 140V139H11L10 141H6V142H7V143H5L6 145L3 144V143L5 142V140H4L3 143H2V140H3V139H2V140L0 139V140H1L0 143L3 144V146L1 145L2 147L0 146V164H1L0 166H2V165H6V164H10V163L12 162V161H8V160H6V162H10V163H6V164L4 163V162H5V159H7L8 157H10V153L13 152V151L11 150V147H12V146H15V143H19L22 147H23V145H24V146H26V145H27V146H28V145L30 146V143H31V144H33L34 149H35V148H37V147H36L37 142H35V140H36V139H38V141L41 140L40 138H41L42 136L40 137V135L45 134V132H46V135L48 134V135H47L48 137H49V136H50V137L53 136V139H52V137H51V138L49 137V139H52L51 141H53V142H54V141H55V142H58V143H59L60 141H61V142L63 141L64 143L66 142L65 144H64L63 142H62V143H59V146H60L61 144H62V145H65V146H62V145H61V146L64 147V148H62V147L60 146V147H61L60 150H55L54 148H56V149L60 148V147L57 148V146H58L57 144H58V143H56V144H55V143L52 144L53 147H51L52 145H50V143L48 142L49 139H46V138L44 139L43 137H46V135H45V136L43 135V137H42L43 140L47 141V142L49 143V145H50V146L48 147V145H47L48 143L46 142L47 144L44 143V145L46 144L45 147L47 146V148H49L50 152H51V151L54 152L53 150H55V153H54V154H56L57 151H58V153L56 154L57 156H59V155L61 154L60 156L63 157V156H62V153H63L64 151H65V153H67V154L70 153V152H72V151H73L74 153L77 154V152H78V150H79L80 147H83V148H80L81 150H79L78 153H80V151H82L83 149H86V147H87V149H86L87 151H86V152H88V150H89L90 153L88 152V156H90L89 154H92V153H91L90 149L88 148V144H90L91 142L88 143L89 141H86V140H87V139H88V140H91V139H90L91 136L89 137L88 134L91 135V134L93 133V131H94V133H95L96 130H97V133H98V134H100V133L98 132L99 130H101V133H104L102 130H105L106 127L110 130L109 132H111V133H112V130H113V133H112V134H109V132H107V131H108V129H107L106 132H107V134H108L109 137L107 136V134H104V135L102 134L100 137H104V136H105V137H108L107 139H108L109 141H110V139H111V143H112V145H110V146H111L110 151H109V149H108V148H110L109 145H108V148L105 147L106 149L103 147L105 150H108V152H107V151L104 152L105 150L103 151V150H102L97 144H93V143H92L93 145L91 144L92 146L90 145V148L92 147L93 149H96L97 147H99V148H97L98 150L100 149V150L103 151L104 153H106V154L108 153L107 155H109V158H110V160H112V161H111V164H110V162H109L110 160L108 159V160H109V161H108L109 164H106L107 166H108V165H109V166L112 165V162H114L115 160L119 161L120 164L123 163V162H125V161H123V157H120V158H119L118 153H117V154L115 153L114 150H116L117 148H114V150H113L112 146L115 147V146L117 145V143H118V145H117V147H118V146H120V145H119V144H120L119 142L122 141V144H123V145H122V146H123V147H122V151H120V150H121V149H120V150H118V151H116V152H119V151H120V153H121V152L125 151V150H123V148H125L124 145H127V146H128V143L130 142V139H129L128 142L125 140V141L127 142V144H126V142H125V144H124V143H123V140H121V138H122V139H126L125 137H127V135H129V133H131L133 136H137L135 139L137 140V138H138L139 143L136 142V141H135V143H134V141H133L134 137H133L132 135H130V136H131L130 138H132V137H133V138H132L131 142L129 143V144H131V146H128V148H127L128 151L131 149L130 147H134V148H132V150H133V149H136V148H137V149H142L144 152L141 151V150H140V151L143 152V153H145V150H144V149H146V146H147V148H148V145H149V147H150V145L155 144V143H154V142H149V141H147V139H145L144 137L147 136L146 138H148L149 135H150L151 139L154 138V139H152L153 141H154V140L156 141L157 138H158L159 141L157 140V142L160 143V144H159L160 146H159V145H158V146H156V145H152V146L150 147V148H151V153L153 154V152L155 151L154 148L156 147V151H157V149H158V151H159V148H157V147H161V144H162L163 142H166V141H167L166 143H168V142L171 140V141H170V143H171L170 146H172V142L174 143L175 140H176V141H179V136H180V135H183V134H184V135L181 136V138H180V139H183V140H184V139H185L184 137H187L188 134L190 135V133H192L193 130L196 132V133H195V132L193 133V136H194L195 134H197V131H202V132L205 131L204 137H205V135H206V138H207V137H212L211 139H214V140H221V141H223V139H225L227 136H219V135H222V134L226 135V134H227L226 132H228V130H229V127L227 128V125H228V123H229L230 121H231L232 125H233V123L236 122V123H235L236 126H235V125L232 126L231 123H229V124L231 125L230 128H231V127H233V128H234V127L238 128L239 126H241L240 128H242L243 130H246V131L249 130V131H248L249 133L252 131L250 134H252V135L258 137L257 140H260V137L258 136V133H260L259 135L263 134V135H261V137H263V138H262V140L258 143V145H256V146L253 145V147L255 146V149H257V151H256L255 149H253V147H251V146H249V150H251V148H252V150H255L254 153L257 152L258 154H260L261 152H262V153L264 152V144H263V143H264V142H263V139H264V132H261V131H264V91H263V90H264V88H263L264 85H262V87L260 86V88H259V87H257L258 85H257V83H256L257 81H258V82H261L262 79L264 78V73H263V72H264V70H263V69H264V66L255 67L256 70H255V68H254V70H252V68H253V67H252L251 69H248V70L245 72V73H246L245 75L248 76V77L246 76L247 78H250L253 74H254V76H256V77H255L256 79L253 78V76H252V77H251L250 79H248L247 81H249V82L251 83V82L254 80V81L252 82V84L256 83L255 85H257V86L254 85V89H255V87H257V88L259 89V90H258V89L256 88L255 91H254V89H252V92H253V91L255 92V93H253V94H252V92H251V93H246V92L242 89V88H243L242 86H243V85H246V84L248 85L249 82H247L244 78H242L243 76H240L239 79H238V77L236 76L237 78L235 77V78H236V81H235V78H234L233 75H229V74L222 73V74L227 75V77L225 78V77H223L224 75L219 74V73H221V72L218 71V68H217V67H215L216 70H214L213 72H212V70H209V71H211V73H210V72H209V73L206 72V71H208V69H205V67H207V66L210 65L208 68H209V69H212V68L214 69V66L216 65V62L212 59V56H211V55H214V54H211V53L205 52V51L203 50V52L200 53V54H202L201 56H204L203 54H204V52H205V54H207V55L209 54V55H210V58H211L213 61L210 60V61H212V62H210V61H209V57H208L207 55H205V56H204L205 59H206V57H207L209 62H207V59H206V61L204 62V65H205V66L203 65L202 62H201V64H199V63H200V62H199V63H197V64L199 65V67H198L197 64H196L197 61L194 60L195 57L193 58V56L198 55L197 53L200 52L199 50L202 51V49L199 48V49L196 51V48H198V47H197L196 45H194L196 48L194 47V49H193V48L191 47V49H189V50H191V51H189L188 48H186V49H185V52H184V48H185V45H186V44H185V40H186V41H187V40L189 41L190 39L193 38L192 36H190V35H194V34H192L193 31L190 32V33H188L189 35H188L187 33H184V32H186V31H184V30H183V32H178V31H180V29L176 26L177 24H171V22H169L172 26L169 25V26H168V30H169V28H170L169 31H172L171 29H172V27L175 25L176 27H174V28L177 29V31L175 30V31H173V33H172V32H169V31L166 30V31L168 32V33L166 32L167 34L163 32L164 35H165V34H166V35H168V34L171 35V33H172L171 36H170V35H169V36H166V35H165V36H166V39H165L164 37H162V34L159 36V33H157V32H158V31H157L156 34L152 33V36L155 35L153 38H155L156 35L159 36L158 38H157V37L155 38V39H157V40H155V39L152 40L151 37H150V40H149V37H148V36H149V33H151L152 31L155 32L156 30L159 29L158 27H156V29H155V20H154V24H152V23H153V22H152V21H153V18L150 19V16L153 17L152 15H154V14H150ZM171 13L175 14L176 16H178L177 13H175V10H174L173 12H171ZM195 13H196V11L194 12V14H195ZM133 14H134V11H133ZM159 14H158V15H159ZM168 14H167V15H168ZM173 14H170V15H168V16H169V17L171 16L172 18H173V17L176 18V16H174ZM186 14H187V15H186ZM217 14H218L219 18H216V17H218V16H215V15H217ZM143 15H144V16H143ZM172 15H173V16H172ZM155 16H154V17H155ZM230 16H231V15H230ZM142 17H143V18L146 17L145 19H147V20H144ZM148 17H149L150 21L152 20V21H151V22H152V23H151V24H152V28H150L151 25H150V22L148 21ZM156 17H157V16H156ZM178 17H179V16H178ZM212 17H209V18H212ZM138 18H137V19H138ZM141 18H142V20H141ZM154 19H155V18H154ZM178 19H179V18H178ZM217 19H218V20H217ZM173 20L175 21V19H173ZM193 20L195 21V23H192V22H191V21H193ZM209 20H207V21L209 22ZM221 20H222V22H221ZM147 22H149V23H147ZM188 22H189V23H188ZM205 22H206V21H205ZM205 22H204V23H205ZM208 22H206V23H208ZM190 23H191L192 25H191ZM202 23H203V22H202ZM204 23H203V24H204ZM220 23H218V24H220ZM143 24H141V25H143ZM194 24H197V26L194 25ZM223 24H225V21H224ZM223 24H222V25H223ZM227 24H228V23H227ZM148 25H150L149 30H148ZM206 25H208V24H206ZM190 26H188V28H189ZM174 28H173V30H174ZM194 28H195V29H194ZM196 28H197V29H196ZM201 28H200V29H201ZM207 28H209V27H207ZM207 28H206V29H207ZM150 29H151V30H150ZM152 29H153V30H152ZM154 29H155V31H154ZM204 29H205V27H204ZM229 30H232V29H229ZM147 31H148V32H147ZM195 31H194V32H195ZM199 31H200V30H199ZM204 31H205V30H204ZM204 31H203V29H201V32L204 33ZM159 32L161 33L160 29H159ZM177 32H178L179 34H178ZM229 32H230V31H229ZM232 32H233V30H232ZM232 32H231V33H232ZM107 33H108V34H107ZM109 33L112 34V32H109V31H107L106 34L103 33L105 36H102L103 38L101 37V39L105 40L106 37H107V38H108L107 41L112 40V39H113V35H112V37H111V35H110ZM174 33H175V34H174ZM195 33H198V34H195L196 37H197V36H199V33H200V32H198V30H197V32H195ZM203 33H202V34L200 33V36L203 35ZM176 34H177V35H176ZM106 35H107V36H106ZM108 35H110V36H109L110 38L108 37ZM186 35L189 36V37H191V38L189 39V37H186ZM195 35H194V36H195ZM100 36H101V35H100ZM144 36H145V38H144ZM178 36H179V38H178ZM182 36H183V37H182ZM200 36H199V37H200ZM184 37H186V38L184 39ZM196 37H195V38H196ZM104 38H105V39H104ZM159 38H163V39L160 40ZM172 38H173V39H172ZM174 38H175L176 40H175ZM177 38H178V39H177ZM182 38H183V40H182ZM240 38H242V37H240ZM246 38H247V41L244 40V39H246ZM248 38H249V37L246 36L245 38L240 39V40H244V43L246 42V43L248 44V45L245 44V46L247 45V47H249V44L251 43V42H248V41L250 40V39L248 40ZM250 38H251V37H250ZM146 39L149 40V41H152V42L155 41V42H153V43H158V40H160V41H159L160 43H158L159 46H158V44H152V42H146ZM168 39H169V40H168ZM180 39H181V40H180ZM193 39H194V38H193ZM197 39H198V37H197ZM251 39H252V38H251ZM133 40H134V41H133ZM162 40H163V41H162ZM166 40H168V41H166ZM194 40H195V39H194ZM255 40H256V39H254V38L252 39V41L256 42ZM139 41H140V42H139ZM169 41H170V42H169ZM180 41H182V42H180ZM188 41H187V46H186V47H189V46H190V45H188ZM250 41H251V40H250ZM126 42H128V43H126ZM166 42H167V43H166ZM254 42L251 43L252 45L250 44L252 47H255V46L257 45V43L254 45ZM162 43H163V44H162ZM242 43H243V42H242ZM178 44H179V45H178ZM180 44H181L182 46H181ZM184 44H185V45H184ZM160 45H161V46H160ZM177 45L180 46V47H179L180 49L177 48V50H176V47H178ZM253 45H254V46H253ZM124 46H123V47H124ZM156 46H157L158 48H157ZM172 46H175V48L172 47ZM251 46H250V48H251ZM181 47H183V49H182ZM171 48H173V50L175 49V50H174L175 52H172V54L170 53L171 51H173ZM189 48H190V47H189ZM167 49H168V50H167ZM178 49L180 50V52L178 51ZM192 49L195 50L196 53L193 52ZM124 50H125V49H124ZM170 50H171V51H170ZM176 51H177V53H176ZM127 52H129V51H127ZM164 52H165V53H164ZM138 53H141L140 56L143 57V60H140L142 63H141L140 61H138L139 59H141V58H139L140 56L138 55ZM168 53H169L170 55H169V58H168V57L166 58V59H168V61H167V60L163 59V56H165V55L168 56ZM192 53H193V54H192ZM122 54H124L125 56H121V57H120V55H122ZM130 54H131V55H130ZM142 54H143V55H142ZM144 55H145L146 57H144ZM171 55H173V56L171 57ZM76 56H78V55L75 54L74 57H76ZM118 56H119V57H118ZM133 56H134V57H133ZM138 56H139V57H138ZM127 57H128V58H127ZM159 57H160V60L158 59ZM204 57H203V59H204ZM124 58H126V59H124ZM164 58H165V57H164ZM170 58H171V59H170ZM101 59H102V58H101ZM111 59H112V60H111ZM161 59H163V60H161ZM195 59H196V58H195ZM205 59H204V60H205ZM137 61L140 62V63H138ZM143 61H144V62H143ZM154 61L156 62L157 66H156V64H155ZM195 61H196V62H195ZM201 61H202V59H201ZM107 62H109V63L111 62V63H110V64H109V63L107 64ZM136 63H137L138 65H136ZM145 63L148 64V66L150 65L151 68L148 67ZM153 63L155 64V66L153 65ZM158 63H159V64H158ZM205 63H206V64L208 63V65H206ZM211 63H212V64H211ZM139 64H140V65H141V64H143V65L145 64L146 66H144V67H146V68L144 69V68H143V65L140 66ZM151 64H152V65H151ZM131 65H132L133 67H132ZM200 65H203V66H200ZM216 66H217V65H216ZM261 67H262V68H261ZM200 68H201V69H200ZM260 68H261L263 71H262ZM134 69H135V71H136L137 73L134 71ZM139 69H140V70H139ZM141 69H142V70H141ZM146 69H147V70H146ZM202 69H205V71L202 70ZM257 69H258V70H257ZM145 70H146V71H145ZM250 70H252V71H250ZM55 71H56V70H55ZM55 71H54V73H53L54 75H55V73H57V74L59 73V72H57V71L55 72ZM254 71H255V72H259V71H260L262 74H261L260 72H259V73H254ZM247 72H248V73H247ZM249 72H250V73H249ZM251 72H252V74H251ZM87 73H88V72H87ZM100 73H101V74H100ZM128 73H129V74H132V75H134V76L136 75L137 78H136V77H135V78L138 80V83H139L140 96L142 95L143 98H144V100H147V101H146V102H147L146 104L149 105V102H150V104H151V105H149L150 108L154 105V103L159 102V101H164V102H162L163 104H165V103L168 104V101H170V99H171L170 96H173V95H174L173 97H176V98H177V96H178L179 93H180V96H181V95H183L182 93H185V92H186V93L184 94V96L181 97V99H180V98H177V99L175 98V99L177 100V102H178V99H179L180 101L183 100L184 103H186L185 105H187V103H188L187 110H188V108H189V103H190V102H191L190 104L193 103V104L190 106V108L192 107L191 110L194 109V110H193L194 112H195V111H196V112L198 111V113H201V114H198V113H197V114H198V115H197L196 112H195V114L192 112V113H193V116L196 115L197 117L199 116V118H195L196 116L193 117L195 120H187V118H183V119H186V120H184V121H186V123H189L188 125H186L184 121L179 122V121H181V120L175 119V117H174L175 120H178V121H176V122L178 123V124H177V123L174 122L175 120L171 118V115H170V106H167V107H166V104H165V107H166V108L169 107V108H168L169 110L166 109V111H165V107H164L163 110H161L162 107H163V104L161 103V106H160V104L158 103L159 105L156 104V105L153 106V108L148 109V110L151 111L152 109H154V110H155V113H154V110L151 111V112H153V115L156 114L157 117H158V114H157L156 112H158V111H160V112L163 111L162 114H166V115H167L168 112H169V115H170V116H169V115H167V116H166V115H162V116H163V117H165V116L168 117V116H169L168 118H170V120L172 119L173 121H172V120L170 121L168 118L165 117V118H163V119H160V120H162V122H160V120L157 119V117H156L155 119H156V120H159V124H162V125H156V126H155V124L153 125V124H152V119H149V120H151V121H150L151 124L148 125V126H147V124H146L147 127H146L143 123H141V125L143 126V129H144V130L141 129L142 131H141V130L139 131V130L137 129L138 131H137L136 133H141L140 136H142V134L144 135V132H146V133H149V132H150L149 135L147 134V135H145V136L143 137V139L146 140V141H145L146 144H145V142H143V141H144L143 139H141V138H140L141 140L139 139V137H140L139 134L135 135L136 133H135L134 130H136V129L132 130V128H137V127H135V126L133 127L134 124H132V128H131L132 131L130 130L131 132L128 131V130H129V127L127 128L128 130L125 128V127H127L126 124H124V125H125V127H124V125H123V121H122V120L126 117L125 115H124L125 117H123V119L120 120V119H121V116H123V115H122V114H123L122 112H123V110H124V107H123V105H122L123 101L121 100V99H123V94H122V92H121L120 90H118V89L121 88V87H119V86H122V85L120 84V83L123 81V80H121V78H122V79H123V78H126V77H124V76L128 75ZM134 73H135V74H134ZM213 73H216L217 75H216V74H215V75H216L217 77H216ZM212 74H213V75H212ZM248 74L251 75V76L249 77ZM61 75H62V77H61ZM83 75H84V74H83ZM85 75H86V74H85ZM221 75H222V76H221ZM245 75H244V77H245ZM258 75H259V76H258ZM260 75H261V76H260ZM55 76H57V75H55ZM89 76H90V77H89ZM213 76H214V77H213ZM230 76H232V77H230ZM257 76H258V77H257ZM57 77H58V76H57ZM119 77H120V78H119ZM211 77H212V78H211ZM215 77H216V78H215ZM218 77H219V78H218ZM221 77H223V78H221ZM246 77H245V78H246ZM259 77H261L260 80L257 79V78H259ZM262 77H263V78H262ZM3 78H4V79H3ZM55 78H56V77H55ZM64 78H66V79H64ZM89 78H90L91 80H90ZM214 78H215V79H214ZM228 78H230V79L233 78L234 81H233L232 79L230 80V79H228ZM241 78H242V81L240 80ZM56 79H57V78H56ZM181 79H182V80H184V79L186 80V79H187L186 81L188 82V86H187V84H186L185 81H184V84H186V85H183V86H184V91H185V92L182 91V93H181L180 89L178 88V87H179V86H178L179 83H178V85H177V82H176V81H178V80H179V82H180ZM189 79H190V80H189ZM217 79H218V80H217ZM220 79H221V80H220ZM222 79H223V80H222ZM226 79H227V80H226ZM237 79H238V80H237ZM243 79H244L245 81H243ZM252 79H253V80H252ZM118 80H119L120 83L118 82ZM120 80H121V81H120ZM228 80H229L230 82H229ZM250 80H251V81H250ZM263 80H264V79H263ZM2 81H3V83H2ZM238 81H239V83L237 84ZM255 81H256V82H255ZM8 82H9V83H8ZM23 82H24V83H23ZM97 82H98V83H97ZM115 82H116V83H115ZM240 82H241L242 84L244 83L243 85L241 84V87H242V88L239 86V85H240ZM245 82H246V83H245ZM6 83H7L8 85H7ZM118 83H119V84H118ZM224 83H225V84H224ZM235 83H236V84H235ZM262 83H264V81H263ZM3 84H4V85H3ZM24 84H25V85H24ZM83 84H85V85L83 86ZM92 84H93V85H92ZM116 84H117V85H116ZM9 85H10V86H9ZM11 85H12V86H11ZM27 85H28V88H27ZM90 85H91V86H90ZM247 85H246V86H247ZM31 86H33V88H32ZM76 86H77V87H78V86H79V87L81 86V88L87 86V87H85V89L87 88L86 90H88V89H89V90H88V92H87L85 89H84L85 91H84V90H81V88H80V89H77ZM177 86H178V87H177ZM238 86H239V88H238ZM88 87H90V88H88ZM107 87H108V88H107ZM115 87H116V88H115ZM117 87H119V88H117ZM38 88H39L40 90H39ZM58 88H59V89H58ZM60 88H61V89H60ZM113 88L115 89V92L113 91V90H114ZM177 88H178V89H177ZM212 88L214 89V91H213ZM13 89H14V90H13ZM27 89H28V90H27ZM33 89H34V90H33ZM35 89H36V90H35ZM43 89H44V90H43ZM82 89H83V88H82ZM108 89H109V90H108ZM187 89H188V90H187ZM55 90H57V92H56ZM116 90H117V91H116ZM186 90H187V91H186ZM240 90H241V91H240ZM261 90H262V91H261ZM22 91H23V92H22ZM46 91H48V94H47ZM78 91H80V92L78 93ZM112 91H113V92H112ZM118 91H120L121 93L118 92ZM242 91H244V92H242ZM260 91H261V92H260ZM110 92H111V93H110ZM116 92L122 94V98H121V99H119V97H121V95L118 94V93H117L118 96H119V95H120V96L118 97V99L116 98V97H117V96H115V95H116ZM142 92H143V93H142ZM178 92H179V93H178ZM257 92H260V93L257 94ZM34 93H35V94H34ZM69 93H72V92L69 91ZM73 93H72V96H74ZM141 93H142V94H141ZM177 93H178V94H177ZM240 93H241V94H240ZM45 94H46V96H45ZM80 94H82V95H80ZM110 94H111V95H110ZM143 94L146 95V96H144ZM175 94H177V95H175ZM186 94H187V95H186ZM211 94H212L213 96H211ZM244 94H245V96H244ZM248 94H249V95H248ZM251 94H252V95H251ZM98 95H100V96H98ZM101 95H105V96H106V97H105V100H106L105 102H107V104L105 103V105H104L105 108H106V106H107V105L109 104V102H110L109 106H107V107H109L110 109H107V108H106V109L108 110V112H109V111L112 112V109H113L112 107H110V106H111V102L115 103V104L112 105V106H115V105H116V107H115L116 109H117V106L119 107V105H120V107H121V105H122V108H123V109L120 108V109H122V111H120L119 109H117V110L120 112V114L122 113L121 115H118L119 112H117V110L115 109V110H116V114L114 113V117H115V115H116V116L118 115V119L116 118V119H114V120H118V121L116 122V124H117V128L120 127V126H123V129H125V130H123V129L117 130L116 127H115L116 124L114 123L115 121H114L111 117H110V119H109L108 116H106V114H104V113H106V112H103V111H104V110H103L104 107H103V109H101V107H102L103 105L99 106L100 102H99V100H98V99H101V98H100ZM163 95H164V96H163ZM253 95H254V96H253ZM81 96H82V97H81ZM97 96H98V97H97ZM113 96H115V98H116L115 100H119V102H118L117 104H116L115 101H113V100H114V97H113ZM167 96H169V97H167ZM187 96H188V97H187ZM210 96H211V97H210ZM44 97H45V98H44ZM59 97H60V95H59ZM103 97H104V96H103ZM162 97H163V98H162ZM164 97H165V99L168 98V100L166 101V100L164 99ZM166 97H167V98H166ZM173 97H172L171 101L173 100ZM183 97H184V98H183ZM186 97H187V99H188V100H187L188 102L186 101ZM246 97H248V98H246ZM251 97H252V98H251ZM56 98H58V97H56ZM60 98H61V97H60ZM77 98H78V99H77ZM79 98L81 99V101H80ZM106 98H107V99H106ZM109 98H110L112 101H110ZM112 98H113V99H112ZM143 98H142V99H143ZM155 98H156V99H155ZM158 98H159V99H158ZM160 98H161L162 100H160ZM169 98H170V99H169ZM211 98H212V99H211ZM213 98H214V99H213ZM242 98H243V99H242ZM108 99H109V100H108ZM163 99H164V100H163ZM175 99H174L173 101H175ZM151 100H152V101H151ZM248 100H249V102H248ZM252 100H253V101H252ZM95 101H96V102H95ZM120 101H121V104H120ZM154 101H155V102H154ZM165 101H166V102H165ZM180 101H179V106H180V107L177 108V109H180L181 107L183 108V104H182L183 101H181V102H180ZM93 102H95V104H93ZM97 102H98L99 104H98ZM141 102H143V101H141ZM141 102H140V105H141V104L144 105V106L142 107L143 109H144L145 106H148V105H145V104H143V103H141ZM151 102H152V103H151ZM177 102H176V105H178ZM52 103H53V102H51V104H52ZM113 103H112V104H113ZM144 103H145V102H144ZM180 103L182 104V106L180 105ZM232 103H233V104H232ZM255 103H256V104H255ZM81 104H82V105H81ZM96 104H97V105H96ZM103 104H104V103H103ZM215 104H216V105H215ZM49 105H50V104H49ZM52 105H54V104H52ZM78 105H79L81 108H80ZM142 105H141V106H142ZM194 105H195L197 108H195ZM212 105H213V106H212ZM38 106H39V107H38ZM77 106H78V107H77ZM97 106H98V107H97ZM158 106H160L161 109L157 111L156 109L159 108ZM198 106H199V107H198ZM209 106H210V107H209ZM35 107H36V108H35ZM76 107H77V109H76ZM99 107H100V108H99ZM156 107H157V108H156ZM176 107H178V106H176ZM184 107L186 108V106H184ZM242 107H243V108H242ZM34 108H35V109H34ZM51 108H52V110H54L55 105H54V106H51ZM147 108H148V107H147ZM147 108L145 107L144 110L146 111ZM185 108H183V110H185ZM190 108H189V109H190ZM74 109H75V110H74ZM99 109H100V110H99ZM175 109H176V108H175ZM175 109H174V110H175ZM177 109H176V110H177ZM195 109H196V110H195ZM70 110H71V111L74 110V111H73V114L70 113ZM97 110H98V111H97ZM102 110H103V111H102ZM176 110H175V112H176ZM183 110L181 109V111H180L181 113H183V115H184V113H185V115H186V114H188V113L191 111V110H190V111L188 110V111H189V112H188V111L185 110L186 112H188V113H186L185 111L183 112ZM18 111H19V112H18ZM67 111H66V112H67ZM79 111H80V112H79ZM95 111H97V112H99V113H103L102 116L104 115V119H106V117H107V119H109V120H111V121L113 120L114 122H113V121H112V122H113L114 124H113V125H109V126H112V127L110 128L109 126H106V125H107L106 123H107V121H108L107 119H106V120L103 119L104 122H106V123L103 122V123L105 124L106 127L103 126V125H102L103 123H102V121H101L102 119L100 118V119H101V120H100L99 117H98L99 115H98L97 117L94 116V115H92V116H94L96 119H95V118H92V116H90V114H94ZM113 111H114V109H113ZM200 111H201V112H200ZM232 111H233V112H232ZM27 112H28V113H27ZM108 112H107V115H109ZM175 112H174V114H175ZM204 112H205V113H204ZM221 112H222V113H221ZM29 113H30V114H29ZM95 113H96V112H95ZM112 113H113V112H112ZM117 113H118V114H117ZM141 113H142L143 115H142L141 120H140V119H139V120H140V122H144V123H145V121H146V120H144V119H146V117H145V115H144L145 112H141ZM141 113H140V114H141ZM177 113H179L178 110H177ZM192 113H189V114L192 115ZM5 114H6V115H5ZM88 114H89V115H88ZM160 114H161V113H160ZM160 114H159V116L161 117ZM171 114H172V108H171ZM174 114H173L172 116H174ZM189 114H188V116H189ZM203 114H204V115H203ZM217 114H218L219 116H218ZM223 114H224V115H223ZM8 115H9V116H8ZM27 115H26V116H27ZM81 115H83V116H84V115H86V116L88 115V117L90 116V117L92 118V121L89 122L90 119H89L88 121H86L88 118H86V116H84L86 119L83 120L84 122L81 121V122H82V123H81V122L79 121V120H82V119H83V118H82L83 116H81ZM95 115H97V113H96ZM111 115H112V114L110 113V116H111ZM191 115H190V116H191ZM200 115H202V117L204 116V120H203L204 122L202 121L203 123L200 122V121L202 120V118L200 117ZM205 115H206V116H205ZM210 115H211V116H210ZM214 115H215V116H214ZM228 115H229V116H228ZM232 115H233V116H232ZM7 116H8V117H7ZM73 116H75V115H73ZM78 116H79V117L81 116V118L79 119ZM105 116H106V117H105ZM112 116H113V115H112ZM186 116H187V115H186ZM186 116H185V117H186ZM217 116H218L219 118H217ZM231 116H232V118H231ZM38 117L42 118V121H44V122L47 121V122H49L50 124L52 123L51 126H50V129H51V130H48V131H47L45 128H44V130H41V129H43L44 124H45L46 122H45V123L42 122V121L40 122V121H39L40 118H38ZM61 117H62V115H61ZM67 117H69V118H67ZM90 117H89V118H90ZM114 117H113V118H114ZM119 117H120V118H119ZM143 117H144V119H143ZM154 117H155V116H153V118H154ZM235 117H236V118H235ZM34 118H35V119H34ZM48 118H50V117H48ZM102 118H103V117H102ZM126 118H127V117H126ZM126 118H125V121H126L125 123H127V124L129 125V123H128L129 121H127ZM158 118H159V117H158ZM214 118H216V119H214ZM224 118H225V121L223 120ZM228 118H229L230 120H229ZM237 118H238V119H237ZM239 118H240V120H239ZM50 119H51V118H50ZM94 119H95V120L99 119V120L101 121V124H100V125L103 126V127H105V128L102 129L103 127L101 128V127L99 126V130H98L97 128H98V125H99V124H97L96 121H95V123H96L97 125H96V124H95V125L97 126V128H95V126L93 127L94 123H92V122H94ZM200 119H201V120H200ZM213 119H214V120H213ZM217 119H218V120H217ZM221 119H222L223 121H222ZM233 119H234V120H233ZM236 119H237V120H236ZM40 120H41V119H40ZM99 120H97L98 123L100 122ZM143 120H144V121H143ZM147 120H148V119H147ZM149 120H148V122H149ZM156 120H155V121H156ZM163 120H165V121H163ZM196 120H199L198 123H196ZM205 120H206V121H205ZM215 120H216V121H215ZM219 120H220V121H219ZM228 120H229V121H228ZM241 120H242V121H241ZM29 121H31V122H29ZM36 121H34V122H36ZM121 121H122V125L120 124ZM155 121H154V123L157 122V121H156V122H155ZM188 121H189V122H188ZM190 121H192V122L194 121L195 124H194V123H193V124H194L195 126L190 127L191 125H193L192 123H191V125H190ZM232 121H235V122H232ZM237 121H239V122H237ZM240 121H241V122H240ZM243 121H244V122H243ZM254 121H256V122H254ZM26 122H27V121H26ZM112 122H109V121H108V123H112ZM118 122H120V123H118ZM164 122H166V123H164ZM173 122H174V124H177V125H174ZM31 123H32V125H35V127L32 126ZM49 123H48V124H49ZM55 123H56V124H55ZM71 123H72V124H71ZM88 123H90V124H88ZM91 123H92V124H91ZM157 123H158V122H157ZM157 123H156V124H157ZM163 123H164V126H163ZM179 123H180V124H179ZM182 123H184L183 125H185L186 127L188 126V128L190 129V130H187V129H186V130H187V131H186L187 133L190 132L191 130H192V131H191L190 133H188V134H186L185 131H184V133H183V132H182L183 129H181L182 131L179 130V131H181V133H180L179 131H178L179 133L176 132V131H177V129H176L177 127H176V126H178V128H179V127L182 126V125H181ZM201 123H202V124H201ZM223 123H225L226 126H225ZM238 123H240V125H239ZM241 123H242V124H241ZM28 124L25 125V126H28ZM53 124H54V125H57L58 127L62 128V129L60 130V128H58L57 126H52ZM86 124H88V125H86ZM165 124H166V125H165ZM172 124H173V127H170ZM196 124H197V125H196ZM237 124H238L239 126H238ZM248 124L250 125V129L253 128V127H254L255 129L253 128L254 130H253V129L250 130ZM3 125H4V126H3ZM45 125H46V124H45ZM67 125H68V126H67ZM90 125H91V126H90ZM114 125H115V126H114ZM152 125L154 126L153 128H152ZM179 125H181V126H179ZM198 125H199V126L201 125V126H200L201 129L198 127ZM215 125H216V126H215ZM243 125H244V126L246 125V126H248V127L245 126L244 128H246V129H244V128H243ZM258 125H259V126H258ZM25 126H24V127H25ZM48 126H49V125H48ZM88 126H90V127H88ZM149 126H150V127H149ZM158 126H159L161 129L158 128ZM162 126H163L164 128H163ZM167 126H168V127H167ZM228 126H229V125H228ZM261 126H262V129H260ZM2 127H3V128H2ZM31 127H32V128H31ZM45 127H47V125H46ZM52 127H53V129H52ZM54 127H55V134H56V135H55L54 133H52V134H54V135L56 136V138H57L59 135H61V136H62V135L65 136V135L68 134L67 136H69V137L66 136V138H68V139L70 140V143H71V140H72V143H74L73 141L76 140V141H75L76 145H79V144H77V142H79L78 140H82L83 138H84L83 140H85V138H86L85 141H86L87 143H86L85 141H84V142L81 141V143H80V145H79L80 147L77 146V147H78V148H77V147L75 146L74 148H72V147H73L72 145H74V144L71 143L72 145H70L69 142L66 141L67 139H65L63 136H62V139H65V141H64V140H61V136H59V138H60V140H59V138H58V139H55V136L52 135V134H50V132H52V130H54ZM63 127H68V131H69V127H71L72 129L70 128V130L73 131L74 133L72 132V135L69 134V132L66 131L67 128H65V130H64ZM92 127H93V128H92ZM114 127H115V128H114ZM139 127H140V126H139ZM145 127H146L147 129H145ZM148 127H149V128H148ZM194 127H195V128H194ZM213 127H214V128H213ZM219 127H220V128H219ZM258 127H259V128H258ZM15 128H16V129L19 128V129H18V132H17V131H14ZM26 128H27V127H26ZM56 128H58V129L60 130V132H61V131H62V132H65V131H66V132L63 133V134H62V132L58 134L59 130H57ZM112 128L116 129L118 132H116V130L114 131V129H112ZM120 128H122V127H120ZM150 128H151V129H150ZM170 128H171V129H170ZM181 128H183V126H182ZM192 128H194V129H192ZM198 128H199V130H196V129H198ZM226 128H227V131L225 132L224 129H226ZM236 128H235V129H236ZM247 128H248V129H247ZM2 129H3V131H2ZM24 129H25V128H23V130H24ZM94 129H96V130H94ZM111 129H112V130H111ZM118 129H119V128H118ZM139 129H140V128H139ZM174 129H175V131H174ZM208 129H209V130H208ZM242 129H241V130H242ZM11 130H13L14 132L11 131ZM19 130H21V131H19ZM56 130H57V131H56ZM76 130H77V131H76ZM160 130H161V131H160ZM166 130H167V131H166ZM206 130H207L208 132H209V131H210V132L206 134V132H207ZM255 130L258 131L256 134H254V133L256 132ZM31 131H32V130H31ZM71 131H70V132H71ZM125 131H127L128 134H127V132H126V135H125V134H124ZM147 131H148V132H147ZM162 131H163V132H162ZM171 131H172V132H171ZM211 131H212L213 134H211ZM220 131H221V132H220ZM222 131H223V132H222ZM253 131H254V132H253ZM259 131H260V132H259ZM15 132L17 133V135L15 134ZM20 132H21V133H20ZM43 132H44V133H43ZM53 132H54V131H53ZM85 132H86V131H85ZM132 132H134V133H132ZM175 132H176V133H175ZM202 132H201V133H202ZM215 132H216V133H215ZM224 132H225L226 134H225ZM12 133H13L14 135H13ZM18 133H19V134H18ZM31 133H32V134H31ZM66 133H67V134H66ZM94 133H93V135H94ZM116 133H118V134H116ZM121 133H122V134H121ZM146 133H145V134H146ZM155 133H156V134H155ZM177 133H178V135H177ZM182 133H183V134H182ZM217 133H218V134H217ZM221 133H222V134H221ZM5 134H6V135H5ZM49 134H50V135H49ZM64 134H65V135H64ZM73 134H74V135H73ZM81 134L83 135V137L80 136ZM86 134H87V135H86ZM98 134H96L95 136H98ZM123 134H124V135H123ZM170 134H171V135H170ZM199 134H200V133L197 134L198 137L200 136ZM209 134H210V135H209ZM4 135H5V136H4ZM85 135L88 136V137H86ZM110 135H111L112 137H113V136H114V137L112 138V137H110ZM120 135H121V136H120ZM201 135H203V134H201ZM215 135H216L217 137H216ZM3 136H4V137H3ZM6 136H7V137H6ZM8 136H9V137H8ZM29 136H30V137H29ZM115 136H116V139H115ZM152 136H153V137H152ZM193 136H192V138L195 139L196 136H195V137H193ZM214 136H215L216 138H215ZM48 137H47V138H48ZM72 137H73V139H71ZM79 137H80V138H79ZM119 137H120V138H119ZM172 137H173L175 140H174ZM175 137L178 138V139H176ZM182 137H183V138H182ZM188 137H189V136H188ZM190 137H191V136H190ZM198 137H197V139H202V138H200L201 136H200L199 138H198ZM218 137H219L220 139H218ZM223 137H225V138H223ZM75 138H77V139L79 138V139L77 140V139H75ZM91 138H93V137H91ZM128 138H129V137H128ZM192 138H190V139H192ZM221 138H222V139H221ZM96 139H97V141H98V140H99V137H96ZM96 139H93V140H96ZM100 139H101V138H100ZM160 139H161V140H160ZM164 139H166V140H164ZM190 139L187 138L186 140L189 141ZM207 139H210V138H207ZM43 140H42V141H43ZM69 140H68V141H69ZM93 140H91V141H93ZM101 140H105V142H104V146H105V143H106V142H107L106 144H110V143H108V140L106 141V139H103V138H102ZM115 140H116L117 142H116ZM148 140H150V139L148 138ZM183 140H182V141L180 140L179 143H176V142H175L176 144H179V145H177L178 147L180 146V148H182V147L185 145L184 143H181V142H185V141H186V140H184V141H183ZM97 141H95V142L93 141V142H94V143H97ZM118 141H119V142H118ZM162 141H163V142H162ZM198 141H199V140H198ZM8 142H9V143H8ZM53 142H51V143H53ZM98 142H99V141H98ZM101 142H103V141H100V143H101ZM114 142H115V144H114ZM142 142H143V144H141V145L145 146L144 148H143V146H139V144L142 143ZM186 142H187V141H186ZM262 142H263V143H262ZM34 143H35V144H34ZM38 143H39V142H38ZM67 143L71 146V148L69 147V145H68ZM84 143H85L86 147H85ZM133 143H134V144H133ZM136 143H137V144H136ZM150 143H151V144H150ZM180 143H181V145H182V144H184V145L181 147ZM9 144H10V146H9ZM13 144H14V145H13ZM101 144H103V143H101ZM101 144H100V146H101ZM132 144H133L134 146H133ZM144 144H145V145H144ZM157 144H158V143H157ZM186 144H187V143H186ZM261 144H263V145H261ZM11 145H12V146H11ZM55 145H57V146H55ZM66 145H67V146H66ZM96 145H97V146H96ZM114 145H115V146H114ZM137 145H138L139 148L137 147ZM162 145H163V146H166L165 143H163ZM167 145H168L167 148H166V147H163V149H162V147L160 148V150H161V151H159L160 154L163 153L162 150H164V148H166V149H165L166 151H167V149H169V148H168V147H169V144H167ZM174 145H175V144H174ZM174 145H173L172 147H170V150H171V148H172V150H171L170 152L175 153V152L177 151V148L173 150ZM5 146H7V147L9 146V147L7 148V147H5ZM29 146H28L27 148H29ZM33 146L31 145V146H30V149H31V147H33ZM54 146H55V147H54ZM106 146H107V145H106ZM127 146H126V147H127ZM135 146H136V148H135ZM177 146H175V147H177ZM260 146H261V148H260ZM50 147H51V149H53V150H51ZM68 147H69L70 151H68V149H67ZM257 147H259V149H260V153H259V150H258ZM262 147H263V148H262ZM3 148H4V149H3ZM12 148H14V147H12ZM65 148H66L67 150H64ZM92 148H91V149H92ZM118 148H119V147H118ZM152 148H153V149H152ZM180 148H178L180 151H179V152H178V151L176 152V154H178V155H179L180 152H181V149H180ZM247 148H248V147H247ZM6 149H8V150H6ZM71 149H72V151H71ZM97 149H96V150H97ZM127 149H126V151H127ZM183 149H184V147L182 148V151H183ZM261 149H262V150H261ZM2 150H3V151H2ZM4 150H6V151H4ZM62 150H64V151H62ZM111 150H113L114 152L111 151ZM149 150H150V149H148V150H146V151L150 152ZM152 150H154V151L152 152ZM185 150H186V148H185ZM61 151H62V152H61ZM76 151H77V152H76ZM130 151H131V150H130ZM130 151H129V152H130ZM134 151H135V150H134ZM140 151H139V153H138L137 151H135V153L137 152L136 154H140V153H141ZM156 151H155V152H156ZM168 151H169V150H168ZM4 152H5V153H4ZM6 152H8V153H6ZM60 152H61V153H60ZM73 152L71 153L72 155H73ZM84 152H85V150H84ZM92 152H93V150H92ZM94 152H95V151H94ZM109 152H110V153L113 152L114 154L112 153V154L110 155ZM129 152H128V153L124 152V154H120V153H119V155H121V156H123V155L125 156V154H126V155H127V154L130 155L133 151H132L131 153H129ZM148 152H147V155H148V154L150 155V153H148ZM159 152H158V153H159ZM184 152H185V151H184ZM65 153H64L63 155H65ZM143 153H141V154H143ZM181 153H182V152H181ZM262 153H261L260 155H258V154L255 155L256 157H257V155H258V157H259V158H256V157H255V159H257V161H258V160L260 161V157H263L264 154L262 155ZM1 154H2V156H1ZM6 154H7V155H6ZM11 154H12V153H11ZM51 154H52V153H51ZM51 154H50V155L47 154V155H49L50 158H51V156H53V158H54V156H55L54 161H53L52 159H50L51 162H52V161L54 162V163H52V165H53V164L55 165V163H56V161H57V160H56L57 158H58V160H59V158H60V161L63 162V160H64L65 158L67 159V157L69 156V154L67 155V157H66V155H65V156L63 157L64 159L61 160V157H60V156H59V157H56V155H54V154L51 155ZM115 154H116L117 156H116ZM136 154H135V155H134V154H131V156L134 158V160H136L135 157H134V156H136ZM141 154L136 156L137 159H138V156H140V157L142 156ZM152 154H151V155H152ZM155 154H157V153H154V154L152 155V156H154L153 158H151V156L148 155V156L150 157V158H149V157H148V158L151 159V160H150V161H151V164L154 163L153 166L156 165V162H158L157 160H159V158H157V157H158V156L160 157V154H157V155H158L157 157L155 156ZM47 155H46V156H47ZM72 155H71V156H72ZM74 155H75V154H74ZM74 155H73V156H74ZM77 155H78V154H77ZM107 155H106V156H107ZM112 155H114L115 157L112 158ZM128 155H127V156H128ZM147 155H143L144 158L141 157V159H140V157H139V160H141V161H142L143 159L145 160V156H146V158H147ZM162 155H163V154H162ZM12 156L14 157L13 154H12ZM46 156H45V157H46ZM75 156H76V155H75ZM79 156H80V155H78V158H79ZM110 156H111V157H110ZM165 156H166V155H165ZM165 156H163V157H164L163 159H165ZM13 157H11V158H13ZM16 157H18V156H16ZM45 157H44V158H45ZM47 157H48V156H47ZM47 157H46V158H47ZM49 157H48V158H49ZM80 157H81V156H80ZM85 157L87 158V156H84V157H82V159L84 160ZM116 157H117V159H116ZM128 157H129V156H128ZM128 157H127V160H128ZM155 157L157 158L156 162H154L155 160L152 161V159H154ZM20 158H21V157H20ZM44 158H41L40 161H41L42 159H44ZM46 158H45V161L42 160V161H43V165L45 164L44 162H46ZM78 158H77V159H78ZM86 158H85V160H87ZM124 158H125V157H124ZM142 158H143V159H142ZM3 159H4V161H3ZM8 159L10 160V158H8ZM14 159H15V158H14ZM18 159H19V157H18ZM18 159H16V161H17ZM38 159H39V158H38ZM114 159H115V160H114ZM125 159H126V158H125ZM149 159H148V160H149ZM160 159H161V160H159V161H161V163H163V162H162V156L160 157ZM262 159H263V158H261V160H262ZM12 160H13V159H12ZM55 160H56V161H55ZM80 160H81V158H80ZM85 160H84V162H85ZM120 160H122V162H120ZM13 161L16 162L15 160H13ZM40 161L37 162V167H36V168L41 169L39 172H38V171H37V172H38V173L41 172L40 174L43 175L44 173L46 174L47 171H45V169H43V171H42V166H43L42 164H40V166H41L40 168L38 167V166H39L38 163H40ZM42 161H41V163H42ZM65 161H66V162H69V161H67V160H64V162H65ZM78 161H79V159H78ZM81 161H82V160H81ZM81 161H80V162H81ZM141 161H139V163H141ZM145 161H146V164H148V166H147L145 163H143V165H142V167L144 166L143 168L146 169L145 165H146L149 169H150V168H153V166H152V167L150 166L151 164L149 165L150 161H147V159H146ZM163 161H164V160H163ZM263 161H264V160H262L261 162L264 163ZM14 162H12V163L14 164ZM64 162H63V163H64ZM91 162H92V161H91ZM91 162H89L90 165L92 164ZM142 162H143V161H142ZM148 162H149V163H148ZM152 162H153V163H152ZM57 163H58V161H57ZM57 163H56V165H59V166H60L59 163H61V162H59L58 164H57ZM85 163H86V162H85ZM85 163H84V164H85ZM116 163H117V166H116ZM126 163H127V162H126ZM139 163H138V164H139ZM159 163H160V162H159ZM164 163H165V162H164ZM258 163H259V162H258ZM262 163H260V164H262ZM50 164H51V163H50ZM61 164H62V163H61ZM65 164H68V165H66L67 167H65ZM71 164H72V163H71ZM71 164H70V162H69V163H64V164H62V165H64V167L67 168V169L69 170V169L71 168ZM80 164H81V163H79V165H80ZM82 164H83V163H82ZM84 164H83V165H84ZM114 164H115V165H114ZM114 164H113V165H114L115 167H118V168H119L118 170H117V168H115V170H114V171H116V173L114 172V173L116 174L115 176H117V174H118V176H119V177H118V176L116 177L117 179H114V180L112 179V177L114 176V175H113V172H112L111 174L108 175V173H110L111 170L113 171L114 166H112V167H109V166H108L107 169H106L107 166H105V167L103 166V167H101V168H105V169H104V172H103V171H102V172L105 173V174H107V177H106V175H104V176L106 177V179H108V180L110 179L109 182H110L111 180H112V182H114L115 180H118V181L120 180L119 182L116 181L117 183H120V182H122L121 180L124 179V178H123L124 176H122V175H124V174H121V173L119 174V172H120L119 170H121V168H123L125 164H121V165H120V164H118V162H114ZM138 164H136V165L138 166ZM141 164H142V163H141ZM141 164H140L139 167H141ZM144 164H145V165H144ZM83 165H82V166H83ZM87 165H88V162H87ZM87 165H85L86 168H87ZM258 165H259V164H258ZM262 165H263V164H262ZM262 165H260V166H261V170H260V171L263 170V171L261 172V177L263 178L264 175L262 176V173L264 172V168H263L264 165H263V166H262ZM68 166H69V167H68ZM82 166H81V167H82ZM85 166H84L83 169H85ZM120 166H121V168H120ZM122 166H123V167H122ZM137 166H136V167H137ZM149 166H150V167H149ZM260 166H259V167H260ZM2 167L4 168V166H2ZM5 167H7V166H5ZM9 167H10V165L8 166V168H7L6 170H8ZM44 167H45V166H44ZM44 167H43V168H44ZM57 167H58V166H57ZM62 167H63V166H61V167H60L61 169H59L60 171H58V174H57L58 176L56 175L55 172H54V173H55L56 176L54 175V173H52V174L56 177V178L53 177V178H55V180H56V181H55L56 183H54L53 185L56 184V186H60L58 180H61V181H60V183H61V182L64 180V178H69V176L66 177V174H67V175H70V174H69V171H67V169H64V167H63V169H62ZM81 167H80V168H81ZM139 167H137L135 170L133 169V171H131L132 173H135V174H133L134 177H135V176H138V175H136V174H138L139 172H141V176H142V174H144L145 172H147L148 175L150 174V175L152 176V171H150V170L147 171V169H146V170L144 169V171H145V172H144L143 169H142V168L139 169ZM80 168H79V170H80ZM91 168H92V167H91ZM91 168H90V169H91ZM94 168H95V169H98L99 167H97V168L94 167ZM109 168H110V169L113 168V169H111V170L109 171V170H108ZM262 168H263V169H262ZM1 169H2V168H1ZM73 169H74V165H73ZM73 169L71 168V170H73ZM83 169H81V170H83ZM90 169H88V171H86V170H87V169H86V170H84L83 172H85V173L87 172L86 174L89 175L88 172L90 171V173H92V175H89V176H91V177H92L93 175H94L93 177H95V176L97 175V177H95V179H97V181H98V178H99V176H100L102 173L98 176V174L100 173L99 171H98L99 173H98L97 171H95V172L98 173V174H96L95 172L93 173L94 170L91 171ZM137 169H138V170H142V171H138ZM6 170H5V171H6ZM64 170H66V171L64 172ZM75 170H76V169H75ZM98 170H99V169H98ZM106 170L109 171V172L107 173ZM122 170H123V169H122ZM125 170H128V168L125 169ZM129 170H132V168L129 167ZM136 170H137V171H136ZM151 170H152V169H151ZM3 171H4V169H3ZM35 171H36V170H34L33 172H35ZM44 171H45V172H44ZM61 171H63L64 173H66V172H67V173L64 175V173H62ZM76 171H78V168H77ZM76 171H75V172H76ZM100 171H101V170H100ZM117 171H118V172H117ZM135 171H136L137 173H136ZM15 172H16L15 174H18L17 171H15ZM18 172H19V171H18ZM73 172H74V171H73ZM75 172L73 173V175L75 174L73 178H76V179H77V177H75V176L78 175L80 172H79V171H78L79 173H78V172L75 173ZM81 172H82V171H81ZM83 172H82V173H83ZM121 172H122V171H121ZM126 172H127V171H125V173H126ZM131 172L129 173L130 175H131ZM142 172H144V173H142ZM10 173H13V170H12L11 172H9V175H8L9 177L6 176L7 179L4 177V179L8 180L7 185H8L9 182H11L9 179L13 176V175L11 174L12 176L10 177ZM35 173H36V172H35ZM35 173H34V176L36 175ZM38 173H37V174H38ZM59 173H61V176H60ZM70 173L72 174L71 171H70ZM77 173H78V174H77ZM82 173L79 174V176H82V179L85 178V177H86V178L89 177V176H85L86 174H85L84 177H83V174H82ZM123 173H124V172H123ZM147 173H145L144 175L147 176ZM13 174H14V173H13ZM15 174H14V175H15ZM47 174H48V172H47ZM52 174H51V175H52ZM62 174L64 175V178H62ZM139 174H140V173H139ZM263 174H264V173H263ZM41 175H40V176H41ZM49 175H50V174H48V176H49ZM51 175H50V176H51ZM53 175H52V176H53ZM111 175H113V176H111ZM120 175H121L122 177H121ZM126 175H127V174H125V179H124L125 181L127 180V181L129 182V180H130V181H134V180H135V179H133V176H131L132 179H129V180L126 179V177H127ZM144 175H143V179H141V178H142L141 176H138V177H141V178H140L141 180H140V179H138V180L140 181V184L144 185L145 182H144V183H141V182L145 179V181H146V183H147V184H146L147 186L144 185L145 188H144V186H143V189H141V188H142V187H140L141 185L137 184V186L139 185L138 187H140V190H139V191L137 190L138 187L135 186V184L132 185V184H131L132 182H129V183L131 184V185H130V186H131V191H132L133 189H135V191H132V197H133V198L135 197V198L133 199L132 197H130L131 194H128L129 192L126 193V194H127L126 196H124V197L126 198V197H128V195H129V197L127 198V199H128L127 202L132 203V205H133V206H132V205H130V204L128 203V205L131 207V208H130L129 206H127V204H125L126 202L123 203V204H125V206H127L128 208H130L129 211H126L127 214H125V215H127V216H124V215H123L124 213L121 215V214H118V212H116V211H119V212L121 213V212L123 211V207H125V206H123V204H122V202H121L122 199H120V198L123 197V196H121L123 192L121 193L119 187H117V189H119V192H120V193H117V192L113 189V188L115 187V185H113L112 182H111V184L108 185V186L111 185V186H112V190H114V191L118 194L117 196H120L119 200H118V199L116 200V199H115V198H116V197H115L116 193L112 192V193L115 194V195H114L115 198H114V197H113V194H111V192H109V191H110V190H109V187H107V185L105 184L108 180H106V179L103 177V175H101L102 178H101V177H100V178H101V179H104V181H102L101 179H100L101 181H100V180L98 181V183H100V186H99V187H102L101 185H103V182H104L105 185H103V186H105L106 188H108V189H106V191H108V193L105 191V187H104V189H103V187H102L101 189H103V190L100 189V190H101V191H100V190H99V187H97V188L94 187V186H97V185H94V186H93V188H96V189L99 190V193H98L96 196H100V195H99L100 192L105 191V192H103V193H105V194H110V195L112 196V198L109 197L110 195H107V196L105 195V197H107V198L109 197V198H111V199L114 198V199L116 200V202L118 201V203H119V201H120V203L122 204L120 207L123 206V207H122V211H121V208L118 206L119 204L116 203L117 206H116V204H114V202H113L114 199H113V201H112L111 203H113V205H115V209H116V207H117L118 209H116V211H114V210L112 211V209H114V208H112V209L109 208L110 206H112V204H111L110 206H108V204H110L111 199H109V202H108V199L106 200V199L104 198V200H106V202L103 201V197H104V196H103V193H101L102 196L99 197V198L102 197V199L100 200V199L98 198V199H99L98 201H103V202H105L106 206H108V207H105L104 203H101V204H100V203L97 201V198H95L94 201H97L98 204L95 203L94 201H93V203H92V202H91V203H92V204H94V203L97 204L98 207L95 205L96 208L94 207V208L92 209V207H91V203H90V205L88 204L87 208L90 207V209H92V211L94 210L93 212H95V214H96V211L99 212V214H100V213H101L100 211H101V210H102V211L104 210V213H103V214H104V216L107 215L106 219H107L108 216L111 214V212H112L113 214H114V213H117V214H114V215H113V214L110 215V216H113V217L110 218V219H112V220H110L111 222L109 221V219L106 220V221H109V222H110V225H111V223H112L113 220H115L113 223H115V224L118 223V225L120 224L119 221H120V220L122 221L123 219H125L124 221H122V222H124V224H125V221H126V224L129 222V224L124 225V226H123V223H122V227H123V228H121V225H119L120 227H118L117 224L114 225V224L112 223V227H113V229L116 228V226H117V229H118V228L123 229V231H125L126 234H125L124 232L121 233L122 231H121V232L119 231L121 234H119V232H118V235H117V233H115L117 229H114L115 232L113 233V236H112V238H111V235H112L111 232H112V230H113V229H112L111 232H110L111 235H109L111 239H110L109 236H108L109 247H108V249L106 248V251H108L107 254L105 253L106 251L102 250L103 252H102V251H101V252H102L103 254L101 253L102 255H100L99 252H98L97 250H95V253H93L92 256H91V258L94 257V258H92L93 260L95 259V254H96V252H98L99 256H102V257L104 258V260H101V257H99V258H100V262H102V261L105 262V263L102 262L101 264H116L117 261L120 262V261H121V260H119V256H120V255H119V250H120V248H119V246H118V245H120V244H119V242H120V240H119V239H120V236L123 235V236L125 237V239H126V237H127V239L131 240V238H132L133 235H134V236H135V235H136V236L138 235V237H139V236L141 237V236L143 235V232L145 233V231H146V233H147V230H146V228H147V226H146L147 221L145 222V220H144V216H145L146 213H147V214H146L147 217H148V215H150V217H152V219H155V221H156L157 223H160V222H161L162 224H161V223H160V224H161L162 226H163V223H164V228H166L165 224L167 225V223H168V225H170L171 228H174V227L176 226L175 228L178 229L179 231H180L179 227H180L181 229L183 228L180 224H182V225L185 224V223H182V222H184V221L186 222L189 218L193 217V216H191V217L187 218V217H188V216H187V217H186L187 220H183V221H182V219H183L184 217L181 218V220L178 219V221L180 222V223L178 224V221H176L177 218H173V215H174L173 212H174V210L176 211V207L179 205V202H178V205L176 204L175 206H170V205H169V207H170L169 214H167V215H165V216H161V215H162V211H163V209H164L165 207H167L166 205L164 206L163 203L166 202V204L168 205L169 202H167V200L169 201V199H168L169 197L166 196L167 194L165 195V192H164L162 196H163V197L165 196L164 198H166V200H163V199H161V198L159 197L161 201H159V202H158V201L155 202L154 200L157 199L155 196H157V195H156V193H155L156 190L153 189V186H154V185H152V184H153V179H154V177H151L152 180L149 182V180H150L151 178L149 179L148 176H147L146 178H144V177H145ZM150 175H149V176H150ZM0 176H1V175H0ZM2 176H3V175H2ZM17 176H18V175H17ZM17 176H15L14 179H16ZM40 176H39V177H40ZM43 176H44V175H43ZM50 176H49V177H50ZM52 176H51V177H52ZM59 176H60V177H59ZM79 176H78V177H79ZM109 176H111V177L109 178ZM19 177H20V176H19ZM19 177H18V178H19ZM57 177H59L60 179L57 178ZM70 177H72V175H70ZM1 178H2V177H0V179H1ZM73 178H72V179H73ZM120 178H122V179H120ZM127 178H129V177H127ZM62 179H63V180H62ZM78 179H79V178H78ZM78 179H77V180H78ZM87 179H88V180H87ZM87 179H86L87 181H90V180L93 179V181H91V182H95V179H94V178H91V179L87 178ZM136 179H137V177H136ZM147 179H148V180H147ZM11 180H13V178H11ZM19 180H20V179H19ZM38 180H39V178H38ZM69 180H71V179L69 178ZM73 180H74V183H75V182H76L75 179H73ZM73 180H72V181H73ZM79 180H80V179H79ZM79 180H78L77 184L79 183ZM124 180H123V181H124ZM1 181H2V180H1ZM15 181L17 182V179H16ZM80 181H83V180H80ZM125 181H124L123 184H122V186H124V187L126 186L124 183H127V182H125ZM147 181H148L149 183H148ZM260 181H261V180H260ZM262 181H263V183H262ZM262 181H261V184H263V185L260 186V185H261V184H260V185H259V188H260V189L263 188V189H262V190L258 189V192H259V190H260V192H262V193H258V192H257L258 195H257L256 193H255L256 195H254V194H251V195L246 194V195H248L249 200H251V201H250L251 204H250V203H249V204L252 205V207L249 206V204H248V200H245V199H247V198H245V197H247L246 195H244L245 193H244V194H241L242 196H245V197L239 196L240 193H238V196H236V197H237L236 199L239 200V203H240V199H239V198H242V200H243L242 203L244 204V205H242V206H239L241 203L239 204L238 201H237V203L239 204V205H238V209H239L240 207H242V209H243V208H244L243 206H245V207L248 206V207L252 208L251 210H250V208H248V209L246 208L247 210H246V209H243L244 211H246V212L243 211L244 213L241 211V213L239 214L240 211H238V210H237L238 213L235 212V211H234V208H235L234 206H233V207L231 206V208H233V211H232L231 208L229 209L230 206L227 208V205H226V207H225V206H224V205H225V202H224V205H223L224 208H222V207L219 206V205H222V204H219V202H218V205H217V202H215V203H216V204H215V207H214V205H213V207H211L212 204H214L213 202H214L216 199H214L212 202H211V200H207L206 203H207L208 201H210V203H211V206H210V207H211V209H213V211H212V210H211V211L215 213V214L213 213L215 216H214L213 214H211V215H213V216H210V218H211V217H216L217 220H219V218L222 219V217L224 216L223 219H222V221L224 222V225H225V221H226V222H229V216L231 215L230 220H232V221H230V223H226V224L228 225V224H231V223L233 222V223L230 225L231 227H229V225H228V228L230 229L229 233L226 232L228 229L223 228V226H224V225L222 224L223 222H221V224H220L221 227H219V224H218V227H219V228H222L221 230H223L222 233H219L220 230H219V229L217 228V226H216L217 223H216V224L213 223L212 228H213V226H214V227L216 228L215 231H216V230H219V231H216V232H215V231L213 230L214 228H213V229L211 228V231H210V230L208 231V230H207V227H206V229H205L204 232L207 233V232H206V230H207L209 236H210L209 233L212 232L211 234H212L213 239L210 238V239L205 240V238H204V239H203L204 242H203V243L200 242L201 245H200V243H199V241H198L197 243H199V244L197 245V243H196L198 253H197V251H196V253H195V252L193 253V250L196 249V247L194 246L192 252H187V254H186V251H185V254H186V255H184V254H183V255H182V254H178V255L175 256V257L173 256V258H177V259H175V260L173 259V260H174V261H173V260H172V257H171L170 260L173 261V262L170 261V262H168V263H169V264H181V263L183 262L182 264H185V263H186V264H188V263H189V264H191V263H192V264H196V263H197V264H198V263H199V264H201V263H202V264H206V262L208 261L207 264H264V261H263V258H264V226H263V225H264V224H263V223H264V221H263V220H264V218H263V217H264V213H263V212H264V178L262 179ZM13 182H14V181H13ZM13 182H12V183H13ZM109 182H107V184H108ZM116 182H115L114 184H116ZM151 182H152V183H151ZM62 183H63V182H62ZM82 183H83V182H82ZM82 183H81V184H78V185H82ZM85 183H86V182H85ZM85 183H84V184H85ZM96 183H97V182H96ZM138 183H139V182H138ZM150 183H151V185H150ZM58 184H59V185H58ZM75 184H76V183H75ZM77 184H76V185H77ZM9 185H11V183H10ZM53 185H52V186H53ZM98 185H99V184H98ZM119 185L121 186V183L118 184V186H119ZM127 185L129 186V184H127ZM148 185H149V186H148ZM111 186H110V188H111ZM113 186H114V187H113ZM116 186H117V184H116ZM132 186H135V188L132 187ZM150 186H152V187H150ZM53 187H54V186H53ZM124 187H122L123 190L125 189ZM136 187H137V188H136ZM55 188L57 189V187H55ZM55 188H54V189L52 188V189H53V192H54L53 194L56 195V193H57L59 190H58V189L56 190ZM59 188H61V186H60ZM122 188H121V189H122ZM128 188H129V187H128ZM128 188H127V189H128ZM132 188H133V189H132ZM150 188L153 189L155 192H152V190H151V192L148 191V190H150ZM96 189H95V190H96ZM117 189H116V190H117ZM54 190H56V191H54ZM129 190H130V188H129L128 190H126V191H129ZM126 191L124 190V193H125ZM218 191H219V190H217L216 193H220L221 195H220V194H217V196H216L217 199H219V197H220V198H221V197L224 198V197H225L224 194L221 193V191H219V192H218ZM3 192H4V193H3ZM7 192H8V190H7ZM55 192H56V193H55ZM96 192H97V190H96ZM124 193H123V195H125ZM151 193H152V194L155 193V195H154L155 198L153 197V195H152ZM167 193H168V195H170V198H172L171 196L173 195V193H172V195L169 194V191H168ZM58 194H59V192H58ZM119 194H120V195H119ZM133 194H134V196H133ZM157 194H158V196L160 195L158 192H157ZM161 194H162V193H161ZM222 194H223L224 197L222 196ZM259 194H261V195H259ZM55 195H53V197H54ZM218 195H220V196H218ZM252 195H253V198L255 197V198L253 199L254 201H252V198L249 197V196L252 197ZM158 196H157V197H158ZM160 196H161V195H160ZM162 196H161V197H162ZM257 196H259L260 198L257 197ZM15 197L17 198V196L12 195L11 193L9 194V192L6 193V191H3V190L0 189V222H1L2 220H3V221H4V220L6 221V218H7L9 221H11L12 219H15L14 216L16 215V216H17L16 221H15V220H14V221L12 220V221H13V222H17V220H18V222H21L22 224L25 225V224L28 223L29 217H30V219H31V215H32V212H33V210H32V212L30 211V210L32 209L31 204L28 202V200L25 201V200H26L25 198L21 199V198H19V196H18V198H19V200H18V198L16 199ZM53 197H52V198H53ZM57 197H58V199H59V196H57ZM57 197H54V198H57ZM124 197H123V198H124ZM167 197H168V198H167ZM179 197H180V196H179ZM238 197H239V198H238ZM256 197H257V198H256ZM52 198H51V199H52ZM54 198L52 199L53 201H55ZM117 198H118V197H117ZM129 198L132 199V202L129 201ZM151 198H154V199L151 200ZM58 199H56V200H58ZM138 199H139V200H138ZM140 199H141V200H140ZM180 199H181V197H180ZM180 199H179V201H180V205H181V207H182L183 204H182L181 202H182V201H185V200H182V201H181ZM23 200H24L25 202H24ZM134 200H135V201H138V202H141V201H143V202L139 204V203H137V202H134ZM144 200H145V201H144ZM157 200H158V199H157ZM162 200H163L164 202H163ZM255 200H258L259 203H258V202H255ZM262 200H263V201H262ZM18 201H19V202H18ZM122 201L124 202V200H122ZM125 201H126V200H125ZM151 201H152V202H151ZM261 201H262V202H261ZM26 202H27V203H26ZM56 202H57V201H56ZM107 202H108V204H107ZM220 202H221V200H220ZM222 202H223V201H222ZM222 202H221V203H222ZM244 202H245V203H244ZM254 202L257 203V204H254ZM14 203H15V204H14ZM16 203H18V205H16ZM143 203H144V204H143ZM157 203H158V204H157ZM252 203L255 205V207H257V210H256V211H259V212H256V211H255L256 208H254V206H253ZM23 204H24V205H23ZM102 204L104 205V206H103L104 208H106V209L109 208V209H108V210H106V209H101V210L99 211L97 208H100L101 206H99V205H102ZM138 204H139V205H138ZM162 204H163V205H162ZM186 204H187V202L184 203V206L182 207V208H184L183 210L186 209ZM245 204H246V205H245ZM19 205H20V206H19ZM29 205H30V206H29ZM135 205H136V206H135ZM187 205H188V207H189L190 205L193 206L194 204H190V205L187 204ZM209 205H210V204H209ZM256 205H257V206H256ZM259 205H260L261 207H260ZM93 206H94V205H93ZM141 206H142V207H141ZM163 206H164V208H163ZM191 206H190V208H191ZM216 206H218V207H216ZM235 206H236V204H235ZM52 207H53V206H52ZM52 207H51V209H53ZM103 207H102V208H103ZM113 207H114V206H113ZM173 207H174V208H173ZM262 207H263V209H262ZM61 208H62V207H60V210H61ZM85 208H86V207H85ZM87 208H86V209H87ZM128 208H127V210H128ZM178 208H179V207H178ZM182 208H181V209H182ZM190 208H189V210H190ZM218 208H219V210H218ZM225 208L229 209V210H228L229 212L232 211V214H233V215L230 214V213H228V211L225 213V212H224V209H225ZM260 208H261V209H260ZM10 209H11V210H10ZM20 209H21V210H20ZM65 209H66V208H65ZM90 209H89V210H88V209H87V210H84V211H86L85 213H86L87 215L89 214V213H87V211L90 212V211H91ZM181 209L179 208V209H177V210L180 211ZM222 209H223V210H222ZM53 210H54V211L56 210L55 207H54ZM60 210L58 209V211L56 212V215H57V216H59L60 214H62V212H61ZM63 210H64V209H62V211H63ZM67 210H68V209H67ZM67 210H66V211H67ZM80 210L82 211L83 209H80ZM95 210H96V211H95ZM110 210H111V211H110ZM125 210H126V209H125ZM130 210H131L132 212H131ZM191 210H193V208H191ZM214 210H215V211H214ZM225 210H226V209H225ZM230 210H231V211H230ZM261 210H262V211H261ZM3 211H4L5 213H3ZM59 211H60L61 213H60ZM77 211H78V210H77ZM92 211H91V212H92ZM105 211H107V212L110 211V214H109V212H108V214H106L107 212L105 213ZM143 211H144V212H143ZM147 211H148V212H147ZM216 211H217V212H216ZM7 212H8V213L11 212V213L8 214ZM19 212H20V213H19ZM58 212H59V215H58ZM82 212H83V211H82ZM91 212H90V213H91ZM124 212H125V211H124ZM126 212H125V213H126ZM128 212H129V213H128ZM170 212H171V213H170ZM177 212H178V211H177ZM191 212H192V211H190L189 214H190ZM212 212H211V213H212ZM221 212H222V213H221ZM223 212H224V214H227V213H228L229 216L224 215ZM233 212H234V213H233ZM249 212H250V213H249ZM261 212H262V213H261ZM2 213H3V214H2ZM18 213H19V216H18ZM66 213H67V212H66ZM83 213H84V212H83ZM85 213H84L83 215H84V216H87V215H85ZM187 213H188V209H187ZM216 213H217V214H216ZM236 213H237V216H236ZM11 214L14 215V216L10 219V218H9V215H11ZM21 214H22V216H21ZM29 214H30V215H29ZM74 214H75V216H77V215L80 214V213H79V211H78V213H75V211H74ZM76 214H77V215H76ZM93 214H94V213H92V215H93ZM105 214H106V215H105ZM129 214H130V216H129ZM133 214H134V215H133ZM220 214H223V215H220ZM12 215H11V216H12ZM28 215H29V216H28ZM62 215H63V214H62ZM81 215H82V214H81ZM96 215H98V214H96ZM96 215H95V219H96ZM101 215H102V213H101L99 216H101ZM175 215H176V213H175ZM178 215H179V214H178ZM198 215H199V218H198V219L200 220V219H201V218H200V214H198ZM217 215H218V216H217ZM262 215H263V216H262ZM11 216H10V217H11ZM24 216H25V217H24ZM90 216H91V215H89V217H90ZM99 216H98V217H99ZM102 216H103V215H102ZM104 216H103V217H104ZM114 216H116V217H114ZM118 216H119V217H118ZM120 216H121V217H120ZM146 216H145V218H146ZM176 216H177V215H176ZM176 216H175V217H176ZM202 216H203V215H202ZM202 216H201V217H202ZM219 216H221V217H219ZM226 216H227V217H226ZM250 216H251V218H250ZM5 217H6V218H5ZM20 217H21V218H20ZM79 217H80V216H79ZM79 217H78V218H79ZM91 217H92V216H91ZM93 217H94V216H93ZM93 217H92V218H93ZM98 217H97V219H99L98 221H100L101 219H102V220L104 219V218H101V217L98 218ZM117 217L119 218V220H118ZM126 217H128V218L126 219ZM140 217H141V218H140ZM178 217H179V216H178ZM194 217L197 218V215L194 216ZM218 217H219V218H218ZM237 217H238V218H237ZM243 217H244V218H243ZM252 217H253V218H252ZM2 218H3V219H2ZM23 218H24V219H23ZM27 218H28V219H27ZM113 218H114V219H113ZM120 218H121V219H120ZM171 218H172V219H171ZM224 218H225V221H224ZM227 218H228V219H227ZM233 218H235V219H233ZM97 219H96V220H97ZM174 219H176V220H174ZM191 219H192V218H191ZM198 219H196V221H198V222H196V223H200V224H203V223H204V220H203L204 217L201 219V221H203L202 223L199 222ZM213 219H214V222L217 221V220H215V218H211V220H213ZM242 219H243V221H241ZM52 220H53V219H52ZM58 220H59V218H58ZM58 220H57V221H58ZM146 220H147V218H146ZM227 220H228V221H227ZM245 220H246L247 222H246ZM12 221H11V222H12ZM53 221H54V220H53ZM55 221H56V217H55ZM106 221L104 220V221H102V222H106ZM121 221H120V222H121ZM163 221H164V222H163ZM181 221H182V222H181ZM189 221H191V220H189ZM192 221H195V220L192 219ZM192 221H191V222H192ZM219 221H221V220H219ZM249 221H250V222H249ZM29 222H30V220H29ZM109 222H106V223H109ZM170 222H172V223H170ZM174 222H175V223H174ZM239 222H240V223H239ZM245 222H246V223H245ZM58 223H59V221H58ZM58 223H56V224L58 225ZM60 223H61V222H60ZM187 223H188V221H187ZM219 223H220V222H219ZM260 223H261V224H260ZM54 224H55V222H54ZM56 224H55V225H56ZM174 224H175V225H174ZM234 224H235V225H234ZM237 224H238V226H239V225L241 226V228L239 227L240 229L238 228ZM242 224H243V225H242ZM247 224H248V225H247ZM17 225H18V224H17ZM20 225H21V224H20ZM128 225H129V226H128ZM173 225H174V226H173ZM186 225H187V224H186ZM186 225H183V226L185 227ZM227 225H225V226H227ZM233 225H234L235 228L233 227ZM245 225H246V226H245ZM252 225H253V226H252ZM254 225H255V226H254ZM26 226H27V225H26ZM114 226H115V227H114ZM125 226H126L127 229L129 230V232H127L128 230L126 229ZM170 226H169V227H170ZM177 226H178V227H177ZM242 226H243V228H242ZM17 227H20V226L18 225ZM55 227H58V228L60 227V228H61V226H59V225H58V226H55ZM124 227H125V230H124ZM208 227H209V226H208ZM22 228H24V227L22 226ZM22 228H21V229H22ZM164 228H163L164 231H162L161 233L158 234L159 236L157 235L156 238L154 237V239H152L151 241H146V242H147L146 245H147V246H151L150 248L147 247L148 250H155V249L157 250V249H158L157 246H161V243H163L164 241L169 243V240H171L170 243H172V244L175 243L174 241L172 242V240H174V238H175V235H174V238H173V239H170V238H171V236L175 233L176 229H173V232H174V233H173V232H171L172 230H171L170 228H168V230H170V232L167 230V228H166V230H165ZM232 228L234 229V231L231 230ZM237 228H238V230H237ZM24 229H25V228H24ZM33 229H34V228H32V230H33ZM63 229H64V228H63V226H62V229H59V230H63ZM208 229H209V228H208ZM224 229H225V231H224ZM22 230H23V229H22ZM59 230H58V231H59ZM114 230H113V231H114ZM118 230H119V229H118ZM118 230H117V231H118ZM178 230L176 231V233L179 232ZM212 230L214 231V233H213ZM244 230H245V231H244ZM53 231H54V230H52V232H53ZM58 231L55 230V232H57L58 235H56L57 233H52V234H54V235L56 236V238H58L57 236H60V237H59L60 239H58V241H59V242H58L57 239H56V240L54 239L55 236L53 235V238H52V239H53V241H54V240L56 241V242H54V243H52L53 241H52V242L49 241V240H52V239L50 238V236L52 237V234L49 235L48 230L46 231L45 234H47V235H44V238L46 239V236H49V237H47L48 240L46 239L48 243H46V241H44V242H45V247H46V244H47V247H46L47 249H46V248H45V249H46V251H47L48 253H46L45 250H44V254L42 253V256H43V255H45V256L48 255V258L51 260V261L49 260V263L51 262L50 264H84V263H87L88 261H87L86 259L82 260L83 258H85V256L82 255L83 258H81V260L83 261V263H82V261L80 260V257H77L78 254H79L78 252H80V251L76 250L77 245H79V244L76 245L75 241L78 242V241L80 240V237H79L78 240H73V241H72V239H74V237H75L76 235H73V237H72L71 235H72L73 233L70 234V233H68V231H65V230H64V232L67 234V236H69V238H70V240H69L68 237H65V236H66L65 234L60 235L61 232H58ZM166 231H167V232H166ZM243 231H244L245 233H244ZM64 232L62 231V233H64ZM223 232H224V233L226 232L227 235H226V233H225L226 236L222 235V234H224ZM50 233H51V231H50ZM164 233H165V234H164ZM169 233H170L171 236L169 235ZM179 233H181V232H179ZM179 233H178V234H179ZM230 233H231V236H232V237L229 235ZM241 233H242V234H241ZM127 234H128V235H127ZM215 234H216V235H215ZM219 234H221L222 238H220L221 236H220ZM144 235H146V234H144ZM144 235H143V236H144ZM205 235H207V234H205ZM208 235L206 236L207 238H208ZM218 235H219L220 237H219ZM228 235H229V237H230V242H231V240L233 239L234 241H233L232 243H235V242L238 243V244H237V247H239V248H238L239 251L236 250V247H234V246H236V243H235L234 246H233L235 249L232 248V249H234V250H232V249L229 248V249L231 250L232 253H233V251H234L233 255L230 254V253H228L229 250L227 249L226 246H225L226 249H224V244L222 245V242H224L225 239H227V238L229 239V237H227ZM62 236H63L64 238H63ZM169 236H170V237H169ZM216 236H217V238H216ZM234 236H236L235 239H234ZM237 236H238V237H237ZM117 237H119V239H118ZM124 237H123V238H124ZM138 237H135V238H138ZM172 237H173V236H172ZM224 237H227V238L223 239ZM71 238H72V239H71ZM77 238H78V235L76 236V239H77ZM165 238H166V239H165ZM167 238H168V239H167ZM176 238H177V236H176ZM176 238H175V239H176ZM215 238H216L217 241H215L214 244H213V241H212V240H215ZM231 238H232V239H231ZM64 239H65V241H64ZM82 239H83V238H81V241H82ZM116 239H117V240H116ZM121 239H122V238H121ZM132 239H133V238H132ZM211 239H212V240H211ZM220 239H221V240H220ZM222 239H223V240H222ZM228 239H227V240H228ZM60 240H61V241H60ZM66 240H68V241H66ZM108 240H107V241H108ZM210 240L212 241V242H211V245H212L213 247L210 246ZM219 240L221 241V243H218V242H220ZM235 240H236V241H235ZM81 241H79V243H80ZM162 241H163V242H162ZM208 241H209V243H208ZM49 242L52 243V244H49ZM57 242H58V243H57ZM72 242H74V243H72ZM82 242H83V241H82ZM84 242H85V240H84ZM146 242H145V243H146ZM158 242H159V243H158ZM206 242H207V243H206ZM225 242H226V241H225ZM225 242H224V243H225ZM227 242H229V240H228ZM227 242H226V243H227ZM59 243H60V244H59ZM71 243H72V244H71ZM152 243H153V244H152ZM157 243L160 244V245H156ZM168 243H167V246H168ZM48 244H49V245H48ZM107 244H108V242H107ZM202 244H204V245H202ZM207 244H208V246H207ZM51 245H52L54 248H53ZM72 245H73V246H72ZM75 245H76V246H75ZM80 245H81V243H80ZM80 245H79V246H80ZM152 245H155V246L152 247ZM169 245H170V244H169ZM205 245H206V246H205ZM214 245H216V247H214ZM48 246L51 247V248H49ZM71 246H72V247H71ZM79 246H78V248H79ZM173 246H174V245H173ZM218 246H219V247H218ZM221 246H223V248H222ZM73 247H75V248L73 249ZM97 247L100 248L99 246H97ZM106 247H107V246H106ZM154 247H156V248H154ZM168 247H169V248L171 247V249H172V246H168ZM206 247H207V248H206ZM210 247H211V248H210ZM220 247L222 248L223 251H226V250H227V252H225V253L222 251V252L224 253V255H225L227 258H226V257H223L224 255H223V256L221 255L222 252H220L221 250H219ZM16 248H17V246H16ZM16 248H15V249H16ZM147 248H146V249H147ZM151 248H152V249H151ZM203 248H204V249H203ZM22 249L24 250V248H22ZM49 249H50V250H49ZM96 249H97V248H96ZM146 249H145V251H146ZM201 249H202V253H201ZM213 249H214L215 254H214V252H213ZM215 249H216V250H215ZM17 250H19V247H18ZM74 250H76L75 253H74ZM203 250H204V253H203ZM205 250H206V251L208 250V251L206 252ZM218 250H219L220 254H219ZM2 251H3V250L0 251V264H7V263H8V260L5 259V257L7 256V254H5V253L2 252ZM15 251H16V250H14V252H15ZM21 251H22V250H21ZM21 251L19 250L18 253L20 254ZM49 251H51V252H49ZM209 251H210V252H209ZM211 251H212V252H211ZM235 251H236V252H235ZM237 251H238V252H237ZM146 252H147V251H146ZM151 252H152V251H151ZM1 253H2V254H1ZM16 253H17V251H16ZM18 253H17V254H18ZM45 253H46V254H45ZM76 253H77V254H76ZM91 253H92V252H91ZM188 253H192L194 256H195V255H196V256H199V257H197L199 261L196 260V259H197L196 256L194 257V256L192 255V256H193V257H192V256H191L190 254H188ZM199 253H200V254H199ZM208 253H210V254H209V257H208V255H207ZM216 253H217V254H216ZM223 253H222V254H223ZM235 253H236V254H235ZM80 254H81V253H80ZM80 254H79V255H80ZM105 254H106V257H105ZM201 254H202V255H201ZM211 254H212V257H210ZM226 254H228V255H226ZM229 254H230V255H229ZM5 255H6V256H5ZM93 255H94V256H93ZM96 255H97V254H96ZM103 255H104V256H103ZM179 255H180V256H179ZM189 255L191 256L190 258H188ZM205 255H206V256H205ZM216 255H217V256H216ZM45 256H43V257H44V260H46V259L48 260V258H47V257L45 258ZM49 256H50V257H49ZM89 256H90V255H89ZM89 256L86 257V258H87L88 260L91 261L92 259L89 258ZM181 256H183V257H181ZM218 256H220V258H219ZM51 257H52V258H51ZM97 257H98V255L96 256V258H97ZM136 257H137V256H136ZM136 257H133V260H135ZM161 257L164 258V256H161ZM179 257H180V258H179ZM205 257H206V258H205ZM99 258H97L96 261L99 260ZM103 258H102V259H103ZM105 258H106V259H105ZM129 258H130V256H129ZM131 258H132V257H131ZM131 258H130V259H131ZM163 258H162V259H163ZM184 258H185V259H184ZM187 258H188V259H187ZM200 258H202V259H204V260L206 259L205 262H203L204 260L202 261V259H200ZM216 258H218V259H216ZM229 258H230V259H229ZM232 258H233V259H232ZM33 259H34V261H35V258H34V257H32V261H33ZM127 259H128V258H127ZM153 259H154V258H153ZM155 259H156V258H155ZM157 259H158V258H157ZM157 259H156V261H155V260H152V261L154 262V263L152 262V264H162V262H161V260H160L161 258L158 259L159 261H158ZM164 259H165V258H164ZM191 259H192V261H191ZM207 259H208V260H207ZM209 259H210V260H209ZM222 259H223V260H222ZM225 259H226V260H225ZM261 259H262L263 263H262ZM6 260H7V261H6ZM29 260H30V258H29ZM47 260H46V261H47ZM105 260H106V261H105ZM133 260L131 259V261H133ZM182 260H183V261H182ZM187 260H188V261L190 260L191 263L188 262ZM193 260H194V261L196 260L197 262L194 263ZM200 260H201V262H200ZM224 260H225V261H224ZM30 261H31V260H30ZM84 261H85V262H84ZM90 261H89V263H90ZM125 261H126V258H125ZM131 261H130V263L133 264V262H131ZM184 261H185V262H184ZM227 261H228V262H227ZM94 262H95V261H94ZM94 262L92 261L93 264H99V261H97L96 263H94ZM119 262H118L117 264H119ZM122 262H124V259L122 260ZM128 262H129V261H128ZM128 262H127V264H129ZM223 262H224V263H223ZM226 262H227V263H226ZM32 263H33V262H32ZM49 263H48V264H49ZM124 263H126V262H124ZM134 263H135V262H134ZM90 264H91V263H90ZM120 264H122V263H120ZM149 264H151V263L149 262ZM165 264H166V263H165Z\"/></svg>", "mask_w": 264, "mask_h": 264}]
</instances>
